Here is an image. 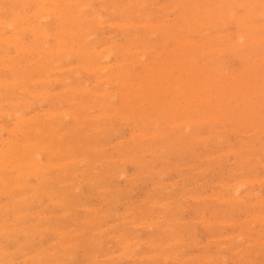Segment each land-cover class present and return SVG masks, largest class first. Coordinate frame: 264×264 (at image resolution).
Wrapping results in <instances>:
<instances>
[{
    "label": "rangeland",
    "instance_id": "obj_1",
    "mask_svg": "<svg viewBox=\"0 0 264 264\" xmlns=\"http://www.w3.org/2000/svg\"><path fill=\"white\" fill-rule=\"evenodd\" d=\"M24 1L26 2L27 0H22V1H20V0H17V1L16 0H2L1 1L0 0V4H1L0 5L1 6L0 7V20H1L0 21V37H3V38H0V51L1 52H6L7 51V53H5V55H2V53L0 52V58L3 59V60L0 59V79L2 80V81L0 80V94H1L0 95V106H1L2 102H4V104L2 105L3 107L2 106L0 107L1 108V110H0V119L3 118L2 120H0L1 121L0 125H2L1 126L2 129H4L6 126L8 127V129L5 128V130H3L4 132L3 131L1 132V129H0V151H1L0 152V171H1L0 174L3 175V176L0 175L1 176V178H0V182H1L0 183V192H2V193H0V196H1L0 197V207L2 206V204L4 205V206H2L0 208V210H3V212L5 214H7V215H5V214H3V212L0 213V218H1L0 219V224H1L0 233L4 231V229H5L4 226L7 227V229L4 231L5 233H1L0 234V239H1L0 243H2L0 245V251L3 250V252H5V253L2 252L3 254L0 252V255H1L0 259H2V261H0V264H8L10 262H11L10 264H39V262L41 264H46V263L47 264L48 263L51 264L52 262L54 264H56L58 261H59L58 264H67L68 261L70 262V263L68 262V264H93L94 262H95L94 264H96V263L97 264H100V263L101 264H110V263L111 264H114V263L115 264H138V262H136L137 260L139 261V264L140 263L141 264H143V263L144 264H157V263L158 264H162L163 262H164L163 264H181V263H183V264H187V263L188 264H194L196 262L198 264L199 263V259H200V263L199 264H212V263L213 264H223V263L224 264H234L235 261H236L237 264H264V233H263L264 232V228H263L264 227V225H263L264 224V219H263L264 218V213H262L263 210H264V206H263L264 205L263 204L264 203V182H263L264 181V165H263L264 164V130H263L264 129V73H263L264 72V0H250V1L249 0H247V1L246 0H205V1L204 0H187V1L186 0H181V1L180 0H147V1L146 0H143V1L142 0H120V1L117 0L119 5H118V3H115L116 0H106V1L105 0H94V1L93 0H88V1L87 0H72V1L71 0H69V1H66V0H56V1H54V0H52V2H51V0L50 1L49 0H45V1L44 0H29L30 3H29V1H27L25 4H23ZM42 1H44V2H42ZM107 1H109V2H107ZM144 1H146V2L144 3ZM194 2L197 3V4H195ZM28 3H29V5H28ZM55 3H56V5H55ZM114 3L116 5H114ZM120 3H121V5H120ZM222 4H223V6H222ZM25 5H27L28 7L25 6ZM84 5H86V6H84ZM133 5L136 6V7H134ZM145 5H147V6H145ZM183 5H185V7ZM204 5H206V6H204ZM42 6H43V8H42ZM143 6H145L146 9H145V7L143 8ZM22 7H24V8H22ZM38 7L39 8L41 7V8L39 9ZM207 7H208V9H206ZM220 7H221V9H219ZM81 8H82V10H81ZM83 8H84V10H83ZM18 9H20L22 11H20ZM49 9H50V11H49ZM73 9L76 11V13H75V11ZM201 9H204L205 11L201 10ZM210 9H212V10H210ZM35 10L38 11L37 12L38 15L35 13L36 12ZM51 10H52V12H51ZM58 11H60V12H58ZM81 11H82V13H81ZM181 11H184V12H181ZM191 11H193V12H191ZM195 11H196V13H195ZM32 12H33L35 17L32 15ZM219 12H220V14H219ZM12 13H14V14H12ZM39 13H40V16H39ZM58 13H60L61 16L58 15ZM113 13H114L115 16L113 15ZM125 13H126V15H125ZM70 14H72V15H70ZM116 14H118V15L122 14V16H120L121 18L118 15L116 16ZM182 14H183V16H182ZM12 15L15 17V19H14V17ZM95 15H96V17H95ZM108 15H109L110 18H108ZM37 16L39 17V19L37 18ZM58 16L60 18L61 17L62 18L60 19ZM112 16H114V17H112ZM46 17H47V20H45ZM129 17H131V18L129 19ZM36 18H37V20H36ZM190 18H192V19H190ZM205 18L208 21H206ZM88 19H90V20H88ZM194 19H195V21H194ZM17 20L20 21V22H21V20H23L22 22L24 24L22 22H21V24H18ZM38 20H40V21L37 22ZM63 20H65L66 23ZM67 20L69 21V23H67ZM203 20H204V22H203ZM211 20H212V22H211ZM2 21L4 23H2ZM8 21H10V22H8ZM13 21H15L17 24H15V22H13ZM30 21H31V23H30ZM11 22L14 23L15 25L12 24ZM193 23H195V24H193ZM7 24L10 25V26H7ZM186 24H188V25H186ZM127 25L130 28H128ZM168 25H170V26H168ZM199 25H201L202 27L199 26ZM79 26H81L80 29H79ZM173 26H174V28H173ZM203 26H205V27L203 28ZM210 26H212V27H210ZM10 27H13L14 29L13 28L10 29ZM22 29H24V31H26V32H24ZM28 29H29V31H28ZM100 29H102L101 32H100ZM103 29H104V31H103ZM125 29H127V31L128 30L129 31L127 32ZM209 29H211V30H209ZM30 30H31V32H30ZM96 30H98V31H96ZM153 30H154V33H153ZM182 30H183L184 33L182 32ZM73 31H76V32H73ZM136 32H137V34H136ZM34 33H36V34H34ZM38 33H39L40 36H38ZM68 33H70V34H68ZM155 33H156V35L153 36ZM81 34H83V35H81ZM168 34H170L171 36L168 35ZM12 35H14L15 37L13 36L14 37L13 38ZM34 35H37V36H34ZM166 36H168V37H166ZM42 37H45V38H43V40H42L41 39ZM49 37H51V38H49ZM135 37H137L138 39H141V41H138V39L135 38ZM163 37L165 39H163ZM210 37H212V38H210ZM35 38L36 39L38 38L37 39L38 42H37V40H35ZM47 38H48V40H47ZM149 38H151V39H149ZM14 39H16V40L14 41ZM145 39H147V40H145ZM235 39L237 41L238 40L239 41L237 42ZM2 40H3L4 43L2 42ZM62 40H63L64 43H61ZM39 41H41V42H39ZM65 41L68 42L69 44L66 43ZM115 41H116V43H115ZM80 42H82V43H80ZM84 42H86V43H84ZM142 42H143V46H141ZM11 43H12V45H11ZM97 43H99V44L95 45ZM152 43H153V46H152ZM178 43H179V45H178ZM192 44H193V46H192ZM14 45H15V47H14ZM42 45H44L46 47L44 48ZM200 45H202V46H200ZM235 45H237V46H235ZM121 46L124 47L123 48L124 50L122 49ZM130 46H131V48H130ZM198 46H200V47H198ZM106 47H109V48L107 49ZM181 47H182V50H181ZM64 48H66V49H64ZM93 48L96 49V50L94 51ZM110 48H111V50H110ZM173 48L177 49V50H174ZM53 49H55V50H53ZM59 49H60V51H59ZM63 49H64L65 53H67V54L64 53ZM75 49L76 50L78 49L77 50L78 52ZM163 49L165 51H163ZM192 49H194V50H192ZM18 50L19 51L22 50V51L19 52ZM24 50L25 51L28 50V52H25ZM30 50H31V52H30ZM57 50H58V52H57ZM189 50H191V51H189ZM35 51H37V53H35ZM128 51H130V53ZM147 51H149V53ZM210 51H212V52H210ZM29 52H30L31 56L28 55ZM38 52L39 53H44L45 55L44 54L40 55V54H38ZM157 52H158V54H156ZM174 52H175L176 55L174 54ZM75 53H78L79 55L82 54L81 57L83 58V60H82V58L80 56H78ZM88 53H89V55H87ZM99 53L102 54V55H100ZM112 53L114 55H111ZM159 53H160V55H159ZM70 54H72L73 57L72 56L70 57L69 56ZM91 54H93V55H91ZM22 55H23V58H22ZM106 55H107V57H106ZM172 55H175V57L172 56ZM25 56L27 58L28 57L29 58L27 59ZM65 56H67V59H66ZM68 56L70 57L71 60L68 59L69 58ZM110 56H111V58H110ZM197 56H198V58L197 59L195 58L197 60L196 61L194 59V57H197ZM63 57H64V59H63ZM90 57L91 58L93 57V59H91V61L92 60H95V61L91 62L90 61ZM100 57H101V59H100ZM124 57H125V59H124ZM152 57H153V60H152ZM155 57H157V58H155ZM169 57H172V59L170 60ZM13 58H14V60H13ZM42 58H43V60H42ZM61 58H62V61H61ZM135 58H137L138 60L135 59ZM58 59H59V61H58ZM156 59H157V61H156ZM191 59L195 60L196 62L195 61L193 62V60H191ZM45 60H47V62ZM141 60H142V63H141ZM167 60H168L169 63L170 62L171 63L169 64L167 62ZM172 60H173V64H172ZM38 62H39V65H37ZM60 62H62V63H60ZM96 62H97V66H99L98 67L99 69L95 68V67H97L95 65ZM174 62L175 63L177 62V63L174 65ZM58 63L61 64V65H59ZM64 63H65V65H63ZM88 63H89V65H88ZM147 63H148V66H147ZM158 63H159V65H158ZM181 64H184V65H181ZM6 65H7V67H6ZM52 65H53V67H52ZM87 65H88L89 69L87 68ZM91 65H92V67H94V66L95 67L92 68ZM118 65H121V66H118ZM153 65H155V66H153ZM160 65H163V66H160ZM171 65L175 66L173 68L174 70L172 69ZM102 66H104L105 69L104 68L101 69ZM183 66L186 67V68H184ZM35 67H36V69H35ZM17 68H19L20 70L17 69ZM180 68H182V69H180ZM187 68L188 69L190 68V69L188 70ZM85 69H87V71ZM124 69H126V70H124ZM183 69H184V71H183ZM221 69H222L223 73L221 72ZM142 70H144V71H142ZM94 71H96V73ZM158 71H160V74L158 73ZM182 71H183V73H182ZM199 71H201V72H199ZM218 71L220 73H222V74H220ZM80 72H81V74H80ZM88 72L90 74H88ZM100 72H102V74ZM164 72H165V74L167 73L166 74L167 76L164 74ZM184 72H186V73H184ZM189 72L192 74V76H190ZM214 72H216V73H214ZM154 73L155 74L157 73V77H155L156 75ZM169 73L170 74L172 73L171 75L173 77H175L174 80H172L173 77ZM195 73H197V75ZM198 73H200V74L198 75ZM47 74H49L50 76L47 75ZM187 74H188V76H187ZM27 75H28V77H27ZM44 75L45 76L47 75V78ZM149 75L151 77H149ZM211 75H212V77H211ZM232 75H233V77H231ZM249 75H250V78L248 77ZM29 76H30V78H29ZM77 76H79V77H77ZM159 76L162 77V78L160 79ZM223 76H225V78ZM234 76H235V78H234ZM14 77H16V78H14ZM21 77H23L24 79H22ZM41 77H42V79H41ZM70 77H71V80H70ZM140 77H141V79H143L145 81H143L141 79H139V81H138V78H140ZM152 77H153V79H152ZM163 77H165V79ZM188 77H189V79H188ZM26 78H28V79H26ZM103 78H105V79H103ZM157 78H159L160 80L157 79ZM252 78H254V79H252ZM35 79L38 80V82ZM64 79H65V81L67 83L65 81H63ZM127 79H128V81H127ZM150 79L152 81H154L153 82L154 84L151 82ZM205 79H206V81H205ZM22 80H24L25 83H26V81H30L29 83H27L28 85L26 84L27 87L29 86L28 88L26 86H24L25 85L24 82L22 84ZM43 80H45V81H43ZM53 80H54V82H53ZM103 80H104V84L105 85L102 83ZM107 80H108V82H107ZM195 80H196V82H195ZM47 81H49V82H47ZM55 81H58V82L60 81L61 83L60 82L59 83L58 82L55 83ZM99 81H102V82H99ZM167 81H168V83H167ZM169 81H172V83H170ZM173 81H174V84H173ZM201 81H202V83H201ZM14 82H16V83H14ZM19 82H20V84H19ZM44 82H45V84H44ZM125 82H127L126 85H125ZM138 82H140V83H138ZM162 82H163V84H162ZM7 83H8V85H7ZM13 83H14V86L16 85L19 88H17L16 86L15 87L12 86ZM149 83H150V85H149ZM4 84H6V86ZM131 84H133V85H131ZM167 84H169V85H167ZM194 84H196V85L198 84L199 86L198 85L195 86ZM3 85H4V89L6 91L3 89ZM139 85H142L144 87L139 86ZM153 85H154V87L155 86L156 87L154 88ZM161 85H162V87H161ZM102 86L104 87L103 89H102ZM132 86H133V88H132ZM151 86L153 88H151ZM165 86L167 87V89H166ZM233 86H235V87H233ZM25 87L27 88V91H26ZM137 87L138 88L140 87V88L138 89ZM230 87H232V88H230ZM45 88H46V90H45ZM143 88H147V89L143 90ZM149 88H150V90L148 91ZM12 89H16V90H13V92H12ZM69 89L72 90V91H70ZM86 89L87 90L89 89L90 91L88 90L89 91L88 92ZM30 90H32V91H30ZM66 90H67V92H66ZM73 90L75 91V93L78 94L77 98H75L76 95H74L75 93H74ZM77 90H78L79 93L76 92ZM84 90H85V92H87L89 94L87 95L84 92ZM94 90L96 92H94ZM103 90L104 91L106 90V92H103ZM20 91H21V93H20ZM136 91H138V92H136ZM173 91H174V94H173ZM177 91H179V92L177 93ZM9 92L10 93L12 92V93L10 94ZM27 92H29V94ZM44 92L47 94L48 98L47 97L46 98L43 97V96L46 95V94H43ZM141 92H143V93H141ZM151 92L154 94L152 99H151L152 95H150ZM164 92H165V95H163ZM202 92H203V94H201ZM39 93H40V95H39ZM60 93H61V95H60ZM104 93L106 95H102ZM110 93L113 94V95L111 96ZM179 93H182V95L180 96ZM35 94H38V95H35ZM50 94H52V95H50ZM69 94H70V97H69ZM137 94L141 95L143 98L141 96L138 97ZM171 94L173 96H171ZM53 95H54V98H53ZM57 95H59V96H57ZM132 95H135V98ZM145 95H146V98H144ZM161 95L163 97H165V98L163 99V97ZM174 95H176V96H174ZM1 96H3V97H1ZM37 96H41V97H37ZM60 96L62 98L63 97L64 98L62 99ZM96 96H97L98 100H96ZM148 96H149V99L152 100V102H150L151 100H148ZM127 97H128V99H126ZM175 97H177V98L174 99ZM12 98H14V99H12ZM18 98H20V99H18ZM33 98H34V100H32ZM38 98H40V100H38ZM68 98H69V100H67ZM140 98L142 99V101H141ZM46 99H47V101H46ZM60 99L62 101H64V100L65 101L64 102L61 101V103H60V102H58V101H60ZM94 99L97 102H99V103H97ZM129 99L133 100V101H129ZM134 99H135V101H134ZM144 99H145V101H144ZM194 99H196L195 102H194ZM159 100H160V103L158 102ZM175 100L178 101V102L176 103ZM8 101H10V103ZM27 101H28V103H24V102H27ZM39 101H40V103H39ZM139 101L144 102L145 105H144V103H142L143 104L142 105L141 102H139ZM42 102H44V103L41 104ZM185 102H186V104H185ZM189 102H190V104H189ZM200 102H203V103L206 102V103L203 104V103H200ZM5 103H7V106H6ZM17 103L19 105L16 106ZM20 103L21 104L24 103L25 105H21ZM59 103H60V106L62 105L61 107L59 106ZM155 103H157V104H155ZM161 103H164V104H161ZM167 103L168 104L172 103V104L168 105ZM84 104H87V105H84ZM128 104H130V105H128ZM134 104H138V105L141 104L142 107H139L138 105H134ZM89 105H90V108L86 107V106H89ZM102 105H103V109H102ZM109 105H111L110 108H109ZM179 105H182L185 108H183L182 106H179ZM187 105H188L187 109H189V111L186 109ZM106 106H108V107L105 108ZM207 106H208V108H207ZM73 107H77L78 109L76 110ZM82 107H83V109L85 108L87 110L84 111L82 109ZM125 107H126V109H125ZM143 107H144V109H142ZM3 108H4V110H3ZM69 108L72 110V112H71V110ZM104 108L106 109V112L104 111ZM74 109L77 112L76 115L74 113L75 112ZM109 109H112V110L109 111ZM133 109H136V110H133ZM178 109H179V111H177ZM18 110H19V112H18ZM27 110H28V112H27ZM62 110H64L65 112H67V111H69V112L65 113L63 111L65 113L64 114L63 112H60ZM126 110H129V112H127ZM1 111H4V112L2 113ZM49 111L50 112L52 111L53 113H50ZM83 111H84L85 114H88V113H90L89 111H91L90 114L92 116L90 117V114L85 116V114L82 113ZM103 111H104V114H103ZM115 111H117V112H115ZM185 111H187V112H185ZM58 112H60L62 114H60ZM163 112H164V114H163ZM181 112H182V114H181ZM13 113L15 114V116H17V118L13 117V115H14ZM43 113L44 114L47 113L48 115L50 113V116H52V117L47 116V114L44 116V115H42ZM101 113H102V115H101ZM7 114H8V116H7ZM21 114H23V115H21ZM70 114L72 115L73 118L71 117ZM79 114L80 115L83 114L84 116L81 115L79 117ZM94 114H95V116L97 114L98 118L94 117ZM107 114L108 115L109 114H113V115H109V118H110L111 121L107 117L108 116ZM119 114H120V116H119ZM130 114L133 115V117ZM192 114L196 115V117L193 116ZM1 115H2V117H1ZM18 115L22 116L24 119L22 117H21V119H18V118H20ZM59 115L65 117V119H67L66 121H68L69 123L66 122L65 119L63 117H61V116H60L61 120L65 121L66 123L62 122L61 120H59V117H58ZM117 116H119V117H117ZM129 116H131V117H129ZM137 116H139V117H137ZM140 116H141V118H140ZM218 116H220V117H218ZM33 117H34L35 120H32ZM85 117L88 118V121L87 120L85 121ZM134 117L136 118V120H134ZM157 117L159 119L158 121H157ZM214 117L217 118V119L215 120ZM38 118L40 120L44 121L45 123L43 122L44 123L43 124L42 121L40 123V120ZM79 118H81V121L79 120ZM92 118H93V121L95 119L94 122L92 121ZM100 118H103V121ZM127 118H128V120H127ZM203 118H206V119H203ZM218 118H220V119H218ZM17 119L19 120V122H18ZM25 119L26 120L28 119L30 122L31 121L32 122L30 123L29 121H26ZM173 119H174V121H173ZM207 119H209V120H207ZM197 120H199V122ZM203 120H205V121H203ZM33 121H35V122H33ZM36 121H37V123H36ZM76 121H79V122L77 123ZM122 121H124L125 123L122 122ZM137 121H138V123H137ZM159 121H161V122L159 123ZM189 121H191L190 125H189ZM20 122H22V123H20ZM156 122H157V125H156ZM164 122L166 124H164ZM182 122L183 123L187 122L188 125H189V128H188L187 123L183 124ZM24 123H25L26 127L22 126V124L24 125ZM79 123L80 124L84 123V124L81 127V125H79ZM20 124H21L22 127L20 126ZM88 124H90V125L88 126ZM94 124H97V125H94ZM110 124H111V126H110ZM146 124H148L150 126L148 127V125H147V127H146L145 126ZM174 124H177V125H174ZM178 124H180V125H178ZM48 125H49V127H47ZM68 125H69V127H68ZM93 125H94V127H93ZM185 125H187V127ZM197 125H200V126H197ZM52 126H54V128ZM138 126H139V129H138ZM175 126L177 128H175ZM190 126H191L192 129L190 128ZM14 127L16 129H14ZM31 127L32 128L36 127L37 129L36 128L32 129ZM41 127L43 129H41ZM44 127L47 128V129L45 130ZM51 127L53 128L52 131H51ZM63 127H64V130H63ZM67 127L69 128V131H66V129H68ZM78 127H80V128H78ZM83 127H84V129H82L83 130V132H82V130H80V129L83 128ZM86 127L89 128L90 130H88ZM91 127H92V129H91ZM101 127L102 128L105 127V128L102 129ZM170 127L173 128V129L171 130ZM178 127H180V128H178ZM239 127L241 129H238ZM258 127L261 128L262 131L259 130ZM70 128L72 130H70ZM96 128H100V129H96ZM236 128L238 130H236ZM38 129H40V131ZM54 129H55L56 133H55ZM166 129H169L170 131H168ZM181 129H183V131ZM210 129H211V131H210ZM253 129L255 130L256 134L254 133ZM34 130L35 131L37 130L38 134ZM42 130H44V131H42ZM79 130H80V132H79ZM97 130L100 133L97 132ZM102 130H104V131H102ZM112 130L115 131V132H113ZM137 130H139V131H137ZM160 130H161V132H159L160 133L159 134L158 131H160ZM212 130H213V132H212ZM9 131L10 132L12 131L11 135H10ZM13 131H14V134H13ZM32 131H34L35 133L33 134ZM45 131L47 133H45ZM49 131H51L50 133L52 135L50 133H48ZM71 131H72V133H71ZM135 131H136V134H135ZM141 131H142V133H141ZM162 131H165V132H162ZM218 131H221L220 132L221 134H219ZM40 132L42 134L44 133V135L43 136L40 135V139H39L40 141H39L38 140V138H39L38 136H39ZM52 132L54 133V135L56 134L55 137L53 136ZM66 132H69L71 135H69ZM102 132H103V134H102ZM104 132H105V134H104ZM147 132H149V133H147ZM168 132H169V135H168ZM170 132H173V134L174 133L175 134L173 135ZM228 132L230 134H228ZM57 133H58V135H57ZM157 133L159 135H157ZM166 133H167V137H166ZM248 133L250 135L246 136ZM36 134H37V136H36ZM47 134H50V136H48ZM87 134H88V136H87ZM143 134L145 136H147V137L143 136ZM148 134L149 135L152 134V135H150V138H149ZM217 134L219 136H216ZM65 135H67V136L65 137V140H64L63 136H65ZM102 135L105 136V137H102ZM171 135H173L172 138H170ZM20 136L22 138L26 137V139H21ZM27 136H29L30 142H29V138H27ZM68 136H70L71 138H69ZM93 136H95V137L93 138ZM135 136H136V138H135ZM141 136L143 138H140V140H139L138 137H141ZM160 136H161V138H160ZM207 136L208 137L210 136L209 139H208ZM214 136H216V137H214ZM49 137H50V139L52 138L51 141L54 140L53 138H55V140L53 142V144H55V145L53 146L52 149H48V146H49V148L51 146L49 144L50 143L52 144V142H50ZM57 137H59V138H57ZM60 137L63 140H59V139H61ZM67 137L70 139V141H69V139ZM89 137H90V139L93 138L94 141L92 142V140H90ZM6 138H7V140L10 138L9 139L10 141L9 140L7 141ZM11 138H13V139H11ZM19 138H20V140H19ZM205 138H207V139H205ZM31 139L33 141L37 140L39 142L38 143L39 145L36 144V146H35V143H37V141L36 142L34 141L32 143ZM41 139H43L44 142ZM88 139H89V143L87 141ZM133 139H136V140L134 141ZM142 139H143V142H142ZM218 139H219V141H218ZM257 139L261 140V141L257 142ZM26 140H28V141L26 142ZM80 140L81 141L84 140V141L80 142ZM185 140H186V142H185ZM19 141H20V143H19ZM60 141H62V143ZM64 141H65V143H63ZM121 141H123V142H121ZM25 142H26V144L29 143L28 144L29 146L31 145V143H32V145L34 144V146L31 145L30 146L31 149L27 150L26 148L27 147L30 148V147L27 146L25 144ZM41 142H43V143L41 144ZM48 142H50V143L48 144ZM118 142H119V144H118ZM167 142H169V143L167 144ZM242 142H244L245 144L242 143ZM44 143H45V145H47V144L48 145L45 146ZM68 143H69V145H68ZM95 143L98 146L100 145L99 146L100 148ZM176 143H177V145H176ZM5 144H7L6 147H5ZM14 144H18V145H14ZM60 144L63 145L64 147L60 146ZM70 144L71 145L73 144L72 148H71ZM242 144H244V145H242ZM247 144L249 145L250 149H249ZM13 145L14 146H18V147L20 146V147L15 149ZM85 145L88 146V147L86 146L88 149H86ZM113 145H115V146L111 147ZM139 145H141V146H139ZM44 146H45V148H44ZM77 146H79V148ZM92 146L93 147L95 146L96 148L95 147L94 148L97 149V150H95V149L93 150ZM143 146H145L146 148L145 147L143 148ZM251 146H252V148H251ZM11 147L14 148L15 150L11 151L12 150ZM32 147H35L36 151ZM40 147L43 148V150ZM55 147L59 148V151L60 150L61 151L59 152ZM62 147H63V149H61ZM84 147H85V149H84ZM90 147L92 148V150H91ZM137 147H138V150H137ZM68 148H69L70 151L69 150L67 151ZM101 148L103 150L105 148V151H103ZM259 148L261 150H259ZM1 149H4L3 152H2ZM8 149H11V150H8ZM39 149H40V152H43V153H45L46 151H49L48 152L49 154H51L53 152L54 153L51 154V156L47 152H46L47 154L46 153L42 154V153L39 152ZM44 149H46V151ZM72 149L75 150L76 153ZM129 149H131V150H129ZM166 149H167V151H165ZM247 149H249V150H247ZM20 150L21 151L23 150V151L21 152ZM24 150H26V153L24 152ZM29 150H30V152H29ZM32 150H33V152H32ZM50 150H51V153H50ZM98 150H101L100 151L101 154H98L99 153ZM229 150H231L232 152L229 151ZM253 150H255V151H253ZM5 151H7V152H5ZM15 151L16 152L18 151V152L15 154ZM131 151H132V154L130 153ZM27 152H29V153H27ZM36 152L38 153L37 157L36 156L34 157L33 155H36ZM61 152H63V154ZM67 152H69V153L73 152L72 153L73 155L69 154ZM140 152H142V153H140ZM237 152H239V153H237ZM24 153L26 155H24ZM30 153L31 154L34 153L33 155H31V157L34 158L33 160L34 161L36 160V162H34L33 160L30 161L31 160V157L29 156ZM57 153H59V155ZM60 153L62 154V156H61ZM64 153H66V154L64 155ZM137 153H138V155H137ZM54 154H56V155H54ZM75 154H76V156H78V154H79L81 159L79 158V156L76 158ZM87 154H89V155H87ZM105 154L106 155L108 154V155L106 156ZM6 155H7L8 158H5ZM27 155H28V157H27ZM120 155L123 156V157H121ZM24 156H26L27 158H25ZM40 156H42L41 160H40V158H38ZM60 156H61V158H59ZM73 156H75V158ZM82 156H84L83 158H85L86 160L87 159L88 160L91 159L89 161L87 160L89 163L87 162V164H86V161H85V159L82 158ZM91 156H93V157L95 156L94 159ZM137 156H139V157H137ZM142 156H143V159H141ZM239 156H240V160H239ZM251 156H252V158H251ZM3 157L5 158V160L6 159L10 160V158H11L12 162L10 160V162H11L10 164H12V165H9L8 164L9 161L8 160L5 161ZM66 157H67V159H66ZM136 157H137V159L139 161L136 159ZM217 157H220L219 161H218ZM109 158H111V159H109ZM18 159H19V161H18ZM23 159L26 162H24ZM55 159H58L59 161L58 160L53 161ZM74 159H76V160L74 161ZM213 159H215V161H213ZM223 159H224V163H223ZM227 159H228V161H227ZM246 159H249L250 161H247ZM251 159H253V162H252ZM49 160H52L53 163L50 164L51 161L48 162ZM68 160L69 161L71 160L69 162V164L67 162ZM77 160H79V162L80 161H83V162H81V164H80ZM108 160L109 161L111 160V163ZM122 160H123V163H122ZM220 160H222V161H220ZM1 161H4V162H1ZM20 161L22 163H20ZM63 161H66V162H64V164H61V162H63ZM217 161H218V163L221 166L219 164H217ZM39 162H41L40 164H42L43 166H39L40 165ZM56 162H58V163H56ZM72 162L77 164V165H75V164L73 165ZM94 162H95V164H94ZM133 162H134V164H133ZM19 163L21 164V166H20ZM48 163L51 165V166L49 165L50 168L48 166ZM65 163H66V165H65ZM211 163H212V165H211ZM16 164H18L17 165L18 168H15ZM35 164H37L38 166H36ZM54 164L56 166V167L54 166L55 168L53 167ZM60 164H61V166L58 167ZM246 164H248V165H246ZM2 165L5 166V167H3ZM215 165H218V166L214 169ZM1 166H2V168H1ZM28 166L29 167L31 166V168H29V169L27 168L28 170H26L25 167H28ZM44 166L46 168H48V170L46 168H43ZM71 166L73 168H71ZM9 167L13 168V169H10ZM41 167H42L43 170H40ZM99 167H100V169H99ZM212 167H213V169H212ZM219 167H220L221 170L219 169ZM3 168L5 170H3ZM14 168L16 170H14ZM33 168L35 170L37 169V171H35ZM206 168H208L207 169L208 172H206ZM6 169H9V170H6ZM21 169H23V170L25 169L26 171L24 170L23 171L24 173L23 172L20 173L19 171H21ZM30 169H32L34 171H31ZM44 169H45V171H44ZM72 169L75 170L76 172L74 171V173H73ZM51 170H54V171H52L53 173H49L48 174L49 176H48L46 172L47 171L51 172ZM209 170H210V172H209ZM258 170H259V172H258ZM38 171H40V172H38ZM63 171H66V172L71 171V172H69L71 174H69V173L64 174ZM203 171L208 173V174L204 173ZM242 171H244V172H242ZM246 171H247V173H246ZM34 172L36 173V175L34 174ZM57 172L60 173V174H58ZM32 173L35 175L34 177H33ZM76 173H77V175H76ZM103 173H105V174H103ZM30 174L32 176H30ZM57 174H58V176L60 178L58 176H56V177L59 178V179H57L55 177V175H57ZM82 174H84L85 176L82 175ZM97 174H98V176H97ZM109 174L112 175V177L108 176ZM246 174H247L248 177H246ZM251 174H254V175H251ZM4 175H7V177L5 176L6 177L5 178ZM8 175H9V177H10V175L12 176V177H10L12 179V181L8 177ZM26 175L28 177L30 176L29 177L30 179ZM41 175H43L44 177L42 176L43 178H41ZM64 175H66V176H64ZM230 175H232V177H230ZM67 176H68V178H67ZM193 176H195V178ZM17 177L18 178L19 177L20 178L23 177L24 180L23 179L20 180V178L18 179ZM39 177L42 179V183L40 182L41 179H39ZM48 177H50L52 180L50 178H48ZM73 177H75V178L78 177V178L75 179ZM95 177H97V178H95ZM7 178L10 180V183L5 181L6 182V184H4L5 187L1 186V185H3V183H5L3 181L7 180ZM44 178H46V179H44ZM13 179L15 180L16 183L14 182ZM26 179L28 180L27 181L28 184L25 181ZM88 180H89V182H88ZM256 180H258V181H256ZM261 180H263V181H261ZM19 181L22 182V183H20ZM43 181H44V183H43ZM55 181H57V183ZM247 181H248V183H246ZM250 181H251V183H250L251 185L249 184ZM12 182H14L13 183L14 185H12ZM17 182L20 185L22 184L21 186H23V187L21 188V186H19V184ZM85 182H87V184ZM93 182H94V184H93ZM48 183H50V184L48 185ZM62 183L66 184V185H64ZM215 183H217L218 185L215 184ZM230 183H231V185H229ZM233 183H235V185ZM242 183H243V185H242ZM245 183H246L247 187L244 186ZM258 183H260V184H258ZM44 184L47 185V189L44 188V187H46ZM51 184H53V185L51 186ZM54 184H56V185H54ZM89 184H90V186H89ZM92 184H93V186H92ZM10 185H12V186L10 187ZM34 185L37 186L40 191L38 189H36V187L34 189V187H33ZM42 185H44V187ZM75 185H77V186H75ZM227 185L229 186L228 188H229V190L231 192L230 194H228L229 190L227 188ZM248 185H249V187H248ZM15 186H17L16 187L17 189H15ZM72 186H75V188L72 187ZM80 186H81V188H79ZM225 186H226V188H225ZM236 186L239 189V191L236 189ZM239 186L241 187V189H240ZM259 186H260V188H259ZM8 187H9V189L10 188L12 190L14 189L13 191L12 190L11 191L7 190V191H10L12 194L10 192L9 193L7 192L5 194L6 191H3L5 189H8ZM19 187H20L21 190L19 189ZM25 187H27V188H25ZM57 187L62 188V189H58ZM90 187H91V189H90ZM245 187H246V189H245ZM261 187H262V189H261ZM1 188L2 189L4 188V189L2 190ZM24 188L27 190V193H23V192H26V190ZM42 188H44V189H42ZM105 188H107V190ZM110 188L112 189V191H110ZM194 188H195V190H194ZM23 189H24V191H23ZM79 189H81L82 191L79 190ZM221 189H222V191H225V192H222ZM226 189L228 191H226ZM41 190H44V192L41 191ZM68 190H70V191L71 190H73V191L75 190L74 191L75 193L72 192L73 193L72 194ZM77 190H79V191H77ZM99 190H101V191H99ZM232 190H234V192ZM255 190H256V192H255ZM104 191H105V193H104ZM192 191H193V193H192ZM3 192H4V195H3ZM96 192H97V195H96ZM182 192H183V195H182ZM232 192L234 194H232ZM250 192H253V193H250ZM37 193H39V194H37ZM40 193H42V194H40ZM34 194H36L35 195L36 198H39V199H37V201H35L36 198L34 197ZM43 194H45V196H43ZM215 194L217 195V197H216ZM219 194H220V197H219ZM248 194L249 195L250 194H253V195L255 194L256 196L255 195H254V197L252 196V200H251V195L248 196L249 198L245 197ZM18 195H19V197H18ZM195 195H197V196H195ZM228 195L231 196V197H229ZM257 195L259 197H257ZM92 196H93V198H91ZM165 196H166V198H165ZM193 196H195V198ZM226 196L228 197V199H227ZM237 196H238L239 200L237 199ZM11 197L13 199L15 198L14 199L15 201ZM23 197H25V198H23ZM42 197H43L44 201H43ZM70 197H71V199H69ZM77 197H79V198H77ZM151 197H153V198L151 199ZM169 197H170V199H168ZM196 197H198L199 200ZM203 197L207 198V201H206L207 203L204 202L206 199H204ZM209 197H212L213 200H212V198H209ZM214 197H215V199H214ZM240 197L243 198V199H241ZM103 198H104V200H103ZM160 198H161V200H160ZM163 198H164V200H163ZM224 198H226V199L223 200ZM20 199H24V200H20ZM31 199H32V203H34L33 205L30 202ZM75 199H76V201L78 199L79 200L76 202ZM147 199H148L149 202H146ZM194 199H196V200H194ZM201 199H202V201H201ZM233 199H235V200L233 201ZM255 199H256V201H255ZM259 199H260V201H259ZM40 200H42V201H40ZM71 200L73 201V203H72ZM105 200L110 205L106 204ZM167 200H169V201L172 200V203H171V201H170L171 204L168 203ZM220 200H223V201H220ZM231 200L233 201L232 203H230ZM246 200H248L250 202H248ZM18 201H19V203H17ZM22 201H24V202L26 201L24 205L22 204V203H24ZM52 201H54V202H52ZM70 201H71V204H70ZM109 201H111V203H113L114 205L111 204ZM154 201H156L155 202L156 203L155 206L152 205L154 203ZM236 201H237V203H236ZM11 202H12V204H11ZM20 202H22V203H20ZM40 202H42V203L40 204ZM78 202L80 204H78ZM104 202H105L106 205L104 204ZM239 202H241L243 205L241 203H239ZM15 203L18 205L17 208L20 207L21 209L20 208L19 209L14 208L15 207V205H14ZM36 203H38V204H36ZM115 203H118V204L115 205ZM134 203H135V205H134ZM29 204L32 205L31 206L32 208H30ZM157 204H159V206H156ZM167 204L169 205L170 208L167 207L168 206ZM180 204H181V206H180ZM222 204H224L225 206L222 205ZM259 204H261V205H259ZM80 205H82V206H80ZM83 205H85L87 207H85ZM171 205H172V208H171ZM98 206H100V207H98ZM134 206H136L135 210H134ZM153 206H154L155 209L151 210V209H153ZM234 206H236V207H234ZM256 206H258V207H256ZM109 207H111V209ZM130 207H132V208H130ZM233 207L237 209V212H236V209H233ZM251 207H254V210ZM259 207H260V210L258 209ZM11 208H13V209L11 210ZM81 208H83V209H81ZM162 208H163V210H162ZM7 209L10 210V211L8 212ZM64 209L68 210V211L66 212ZM136 209L138 210V213H137ZM143 209L145 210V214H144V210ZM156 209L158 210V212L156 211ZM165 209H166V211H165ZM167 209H168V211H167ZM15 210H18V211H16L17 213L15 212ZM171 210H173L174 213ZM177 210H178V212H177ZM34 211H37V212H34ZM73 211H74V213H73ZM110 211H111V213H110ZM128 211L130 213H128V216H127V212ZM134 211H136L135 212V216H134ZM141 211L143 212V214H141L142 213ZM18 212L20 213V215H19ZM31 212H32V214H29ZM38 212H40V213H38ZM68 212L70 214H73V215L69 214L70 216L68 217ZM76 212H77L78 215L76 214ZM86 212H87V214H86ZM122 212H123V214H122ZM153 212H155L156 214L153 213ZM246 212H247V214H246ZM24 213H26V215L27 214L28 215L26 216V215H24ZM34 213H35V216H32ZM52 213H53V215H52ZM62 213H65V215H63ZM108 213H110V214H108ZM136 213L139 214V216ZM171 213H173V214H171ZM258 213H259V215H258ZM22 214H23V216H21ZM48 214H50L52 217L51 216L48 217L49 216ZM61 214H62V216L60 218L59 216ZM118 214L121 215V217L118 216ZM176 214H177V216H176ZM178 214H179V216H178ZM102 215H103V217H102ZM112 215H113V217H112ZM202 215H203V217L205 216L204 219H203ZM37 216H40L42 219L40 217H37ZM54 216H55V218H53ZM77 216L78 217L80 216L81 218L80 217L78 218ZM87 216H89L88 218H90L91 220L93 219V221L88 219ZM104 216L106 217V219H105ZM126 216H127V218H126ZM208 216H210V218H208ZM56 217H58V218H56ZM175 217H176V221H175ZM23 218H24V220H23ZM85 218H87V220L89 222H87L85 220ZM177 218H178V220H177ZM251 218H255L256 220L255 221H251V220H254V219H251ZM3 219L4 220L6 219L5 221L7 223ZM40 219H41V221H40ZM75 219H77V220H75ZM179 219H181V220H179ZM249 219H250V222H249ZM37 220L40 221V222H37ZM57 220H58V222H57ZM79 220H81V221H79ZM99 220H100V224L101 225L98 224ZM107 220H108V223H107ZM123 220H125L126 222L123 221ZM134 220H135V222H134ZM152 220L156 221L155 223H159V224H157V226L154 223L152 224ZM166 220H168V222ZM171 220H173V221H171ZM207 220L210 221V222H208ZM257 220H259V221H257ZM9 221H10V226L8 225ZM52 221H54V222H52ZM82 221H86V223L85 222L83 223ZM145 221H146V223H145ZM203 221H205V222H203ZM147 222L150 224L149 226H148ZM161 222H162L163 225L166 222L165 223L166 224L165 225L166 228H164V226L161 224ZM87 223L93 224V226L95 225L94 228H93V226L91 227L90 224L87 225ZM95 223H97L98 225L95 224ZM143 223H145V224H143ZM208 223H210V226H212L211 228H210L209 225H207ZM240 223H243V224H240ZM19 224H20V226H19ZM56 224L58 225V227L56 226ZM160 224L162 226H160ZM255 224H257V225H255ZM2 225H3V227H2ZM62 225H63V227H61ZM110 225H112V227ZM125 225H126V227H125ZM136 225H138V226H136ZM170 225L171 226L173 225V226L170 227ZM243 225H245V226H243ZM21 226H23L24 230L22 229ZM51 226H52V228H51ZM100 226H101V228H100ZM144 226H145V229L142 228ZM146 226L148 228H146ZM177 226H178V228H177ZM188 226H189V228H188ZM204 226H205V228H204ZM83 227H86L85 231L86 232L88 231L87 233L86 232L84 233V228ZM168 227H170V228H168ZM180 227H182V228H180ZM10 228H12V229H10ZM13 228H15V231H14ZM37 228H38V230H37ZM50 228H51V230H50ZM55 228H58V229L62 228V229H60V231H58V229H55ZM76 228L77 229L79 228V230H77ZM103 228H104L105 232L102 230ZM114 228H115V230H114ZM122 228H123V230H122ZM209 228L211 229L210 231H209ZM19 229H22L23 231L19 230ZM52 229H54V231ZM71 229H72V231H71ZM97 229H98V231H97ZM108 229H110V230H108ZM126 229H127V231H126ZM158 229H161L160 230L161 232ZM162 229L164 231H162ZM166 229H167V231H166ZM40 230H42V232H40ZM173 230H174L175 234L172 233ZM249 230L250 231L252 230L251 232L253 234ZM9 231H10V233H8ZM46 231H47V233H46ZM62 231H63L64 235L62 234ZM95 231L97 233L100 232L99 235ZM135 231L137 232V235H134V233H136ZM169 231H172L170 233L174 234V235H171L169 233ZM13 232H15V233L12 235ZM19 232H21V233L23 232V233L19 234ZM26 232H28L27 235H26ZM38 232H40V233H38ZM81 232H83L85 235L83 234V236H81ZM185 232H188L187 235H185L186 234ZM30 233L32 235H30ZM74 233H75V235H74ZM130 233H131V236H129ZM243 233H245V234H243ZM3 234H5L6 237L8 236L10 239L8 237L5 238V236ZM37 234H39L40 237ZM58 234H59V236H58ZM104 234L105 235L107 234V235L105 236ZM139 234H140V236H139ZM159 234H161V235H159ZM247 234H248V236H247ZM86 235H88V236H86ZM133 235H134L133 239L128 240ZM230 235L233 237V239H232V237ZM233 235H236V236L238 235L239 237L237 238L236 236H233ZM31 236H33V237H31ZM160 236L162 238H160ZM171 236H172V238H171ZM216 236L217 237L219 236V237L217 238ZM227 236H230L231 239H230V237L228 238ZM37 237H38V239H37ZM87 237L89 238V240H88ZM111 237H112V239H111ZM193 237L195 239H193ZM26 238H27V240H26ZM39 238H40V240H39ZM71 238H72V240H71ZM90 238H92L93 240L90 239ZM108 238H110V239H108ZM117 238L120 239V240H118ZM147 238H148V241H149L150 244L149 243L145 244V242L147 241ZM181 238H183V239L181 240ZM188 238H192L193 240L189 239L190 240V243H189ZM235 238H237V239L234 240ZM84 239L85 240L87 239V241H89V242L85 241ZM219 239H222V240L220 241ZM37 240H39V242ZM66 240H67V242H66ZM115 240H117V241H115ZM154 240H156V242ZM178 240H180V241H178ZM208 240H210V241H208ZM223 240H224V243L220 244L221 242H223ZM15 241H17V242H15ZM135 241H137V242L139 241V242L135 243ZM151 241H153V242H151ZM164 241H165V243H164ZM181 241H182V243H184V241H185V243L182 244ZM211 241H213V242H211ZM215 241H217V242H215ZM259 241H261L262 243H260ZM54 242H55V244H54ZM68 242L69 243L71 242V243L69 244ZM80 242H81V244H80ZM126 242H128V243L126 244ZM172 242L175 245L176 249H175L174 245H172ZM241 242L244 243V244H242ZM130 243H132V244H130ZM176 243H178V244H176ZM180 243L182 245H180ZM212 243H214V244H212ZM217 243L220 244V246H218ZM19 244H23V247H21V249L19 248L21 246V245L19 246ZM31 244L32 245L34 244L35 247L33 245V249L30 248L29 249L30 251H29L27 248L31 247L32 246ZM56 244H59V245H56ZM63 244L66 245V246L68 244L67 248H66V246H65V248H63L64 247ZM74 244H76V247H75ZM135 244H137V246L140 245L138 247V250L136 249L137 246ZM158 244L160 245V248L157 247ZM187 244H189V245H187ZM209 244H212V245L210 246ZM224 244H226V245L224 246ZM241 244H242V246H240ZM247 244H249V245H247ZM25 245L27 246L26 248H25ZM83 245H85L86 247L83 246ZM100 245H101V247H100ZM132 245L134 247H132ZM148 245H151V246H148ZM163 245H164L165 248L163 247ZM169 245L171 247L173 246L172 248H174V251L171 249V247H169ZM178 245H179V247H178ZM233 245H234V248H233ZM250 245H252V246H250ZM4 246H6V247L4 248ZM60 246H62V247H60ZM94 246H96V247H94ZM126 246H128L127 249H126ZM129 246L131 248H129ZM182 246H183V248H182ZM199 246H201V247H199ZM36 247L39 250L36 249ZM51 247H53L55 249V251H53V249ZM70 247L73 248V249H71ZM121 247H123V248H121ZM162 247L164 249H167V253H168V255H170L169 258L173 254V256H172L173 260L171 258H170L171 260L168 258V256L166 255L167 254L166 250L163 251ZM44 248H46V249H44ZM134 248L136 249L137 252H134L135 251V250H133ZM155 248L157 249V253L158 254L156 253ZM17 249H18V251H17ZM22 249L24 250V252L26 251L25 255H24L23 251H22L23 254L20 252V250H22ZM49 249H51V250H49ZM65 249H67V250L65 251ZM86 249H87V251H86ZM94 249H95L96 252L94 251ZM113 249H114V251H113ZM130 249L133 252V256L132 257L130 256V255H132L131 254L132 252H129V251H131ZM159 249H160V251H159ZM228 249L229 250L231 249V250L229 251ZM239 249H240V251H239ZM6 250H8V252H10L11 255H12V253H14L12 256H14V255L15 256L14 257L10 256V253L8 255V252H6ZM44 250H47V252L49 251V253H48L49 256H47V253ZM169 250H171V251H169ZM233 250L234 251L236 250V251L234 252ZM52 251H53V253H52ZM109 251H112V252L110 253ZM124 251H125V253L128 252L130 255H128V253H127V255H128L127 256L125 253H123ZM203 251H205L206 253L203 252ZM17 252H20V254L17 253ZM70 252H71L70 256L66 255V254H69ZM107 252H109V253H107ZM174 252H175V254H174ZM177 252L178 253L180 252V253L178 254ZM230 252H231V254H230ZM38 253L40 255H42V253H43L46 257L44 255H43L44 257L40 256ZM86 253H89L90 255L86 254ZM101 253H102V255H100ZM137 253H138V255H136ZM139 253L141 255H139ZM148 253H150V254H148ZM219 253H221V254H219ZM5 254H6V257H5ZM32 254H34V255H32ZM91 254H93V255H91ZM119 254H121L122 256H120ZM154 254H156V255H154ZM163 254H164V256H167V258L164 257ZM3 255H4V257H2ZM63 255H64V257H63ZM65 255H66V257H65ZM174 255L177 256V257H175ZM199 255H200V257H199ZM226 255H228V256H226ZM8 256H9V258H8ZM33 256H34V258H33ZM35 256H37V258ZM113 256H114V258L116 256L117 257L115 259L111 258ZM135 256L137 257V259L135 258ZM145 256H146V258L149 257L150 260H152V258H153V260L150 262V260L146 259ZM155 256H157V257L159 256V257L155 258ZM210 256L212 258L211 262H209L210 259H211ZM215 256H216V258H214ZM220 256H224V257H220ZM234 256H235V258H233ZM50 257H51L52 260H50ZM60 257L63 258V259H60ZM93 257H95V258H93ZM119 257H120L121 260L119 259ZM130 257L134 258V259H131ZM10 258H13V259H11L13 262L11 260H9ZM45 258H49V259H45ZM56 258L59 259V260H56ZM106 258H107V260H106ZM109 258H111V259H109ZM213 258L214 259H219V262H217L218 260L214 261ZM27 259H28V261H27ZM96 259H99V260H96ZM143 259H145V260H143ZM175 259H177V260L175 261ZM178 259L180 260L179 261L180 263L177 262ZM187 259H189V261H187ZM190 259H191V262H190ZM66 260H68V261H66ZM114 260H115V262H114ZM165 260L166 261L168 260V261L166 262ZM44 261H45V263H44ZM108 261H110V263Z\"/></svg>",
    "mask_w": 264,
    "mask_h": 264
},
{
    "label": "bare ground",
    "instance_id": "obj_2",
    "mask_svg": "<svg viewBox=\"0 0 264 264\" xmlns=\"http://www.w3.org/2000/svg\"><path fill=\"white\" fill-rule=\"evenodd\" d=\"M1 1H2V0H1ZM16 1H17V0H16ZM20 1H22V0H20ZM27 1H29V0H27ZM27 1H26V2H27ZM44 1H45V0H44ZM44 1H42V2H44ZM49 1H50V0H49ZM54 1H56V0H54ZM54 1H53V2H54ZM66 1H69V0H66ZM71 1H72V0H71ZM87 1H88V0H87ZM93 1H94V0H93ZM105 1H106V0H105ZM116 1H117V0H116ZM116 1H115V3H118V1H117V2H116ZM119 1H120V0H119ZM142 1H143V0H142ZM146 1H147V0H146ZM146 1H144V3H145ZM180 1H181V0H180ZM186 1H187V0H186ZM204 1H205V0H204ZM246 1H247V0H246ZM246 1H245V2H246ZM249 1H250V0H249ZM26 2L24 1L23 4H25ZM51 2H52V0H51ZM107 2H109V1H107ZM121 2H122V1H121ZM137 2H138V1H137ZM208 2H209V1H208ZM29 3H30V1H29ZM29 3H28V5H29ZM47 3H48V2H47ZM57 3H58V2H57ZM62 3H63V2H62ZM115 3H114V5H116ZM139 3H140V2H139ZM174 3H175V2H174ZM177 3H178V2H177ZM194 3H195V2H194ZM39 4H40V3H39ZM44 4H45V3H44ZM77 4H78V3H77ZM85 4H86V3H85ZM88 4H89V3H88ZM93 4H94V3H93ZM131 4H132V3H131ZM175 4H176V3H175ZM182 4H183V3H182ZM192 4H193V3H192ZM195 4H197V3H195ZM207 4H208V3H207ZM211 4H212V3H211ZM226 4H227V3H226ZM0 5H1V4H0ZM14 5H15V4H14ZM45 5H46V4H45ZM55 5H56V3H55ZM64 5H65V4H64ZM86 5H87V4H86ZM86 5H84V6H86ZM118 5H119V3H118ZM120 5H121V3H120ZM147 5H148V4H147ZM147 5H145V6H147ZM185 5H186V4H185ZM185 5H183V6L185 7ZM17 6H18V5H17ZM22 6H23V5H22ZM25 6H27V5H25ZM43 6H44V5H43ZM43 6H42V8H43ZM87 6H88V5H87ZM133 6H134V5H133ZM145 6H143V8H144ZM180 6H181V5H180ZM188 6H189V5H188ZM199 6H200V5H199ZM202 6H203V5H202ZM204 6H206V5H204ZM222 6H223V4H222ZM222 6H221V7H222ZM0 7H1V6H0ZM15 7H16V6H15ZM27 7H28V6H27ZM61 7H62V6H61ZM61 7H60V8H61ZM67 7H68V6H67ZM67 7H66V8H67ZM134 7H136V6H134ZM141 7H142V6H141ZM211 7H212V6H211ZM211 7H210V8H211ZM221 7H220L219 9H221ZM22 8H24V7H22ZM38 8H39V7H38ZM40 8H41V7H40ZM40 8H39V9H40ZM44 8H45V7H44ZM64 8H65V7H64ZM190 8H191V7H190ZM215 8H216V7H215ZM5 9H6V8H5ZM20 9H21V8H20ZM20 9H18V10H20ZM39 9H38V10H39ZM92 9H93V8H92ZM114 9H115V8H114ZM145 9H146V7H145ZM195 9H196V8H195ZM195 9H194V10H195ZM206 9H208V7H207ZM3 10H4V9H3ZM7 10H8V9H7ZM70 10H71V9H70ZM73 10H74V9H73ZM77 10H78V9H77ZM81 10H82V8H81ZM83 10H84V8H83ZM86 10H87V9H86ZM103 10H104V9H103ZM180 10H181V9H180ZM183 10H184V9H183ZM196 10H197V9H196ZM201 10H204V9H201ZM210 10H212V9H210ZM215 10H216V9H215ZM20 11H22V10H20ZM35 11H36V10H35ZM49 11H50V9H49ZM68 11H69V10H68ZM74 11H75V10H74ZM78 11H79V10H78ZM204 11H205V10H204ZM206 11H207V10H206ZM217 11H218V10H217ZM4 12H5V11H4ZM12 12H13V11H12ZM37 12H38V11H36L35 13L37 14ZM41 12H42V11H41ZM51 12H52V10H51ZM58 12H60V11H58ZM64 12H65V11H64ZM94 12H95V11H94ZM104 12H105V11H104ZM181 12H184V11H181ZM191 12H193V11H191ZM15 13H16V12H15ZM48 13H49V12H48ZM53 13H54V12H53ZM73 13H74V12H73ZM75 13H76V11H75ZM81 13H82V11H81ZM121 13H122V12H121ZM126 13H127V12H126ZM126 13H125V15H126ZM195 13H196V11H195ZM195 13H194V14H195ZM213 13H214V12H213ZM10 14H11V13H10ZM12 14H14V13H12ZM49 14H50V13H49ZM78 14H79V13H78ZM180 14H181V13H180ZM208 14H209V13H208ZM217 14H218V13H217ZM219 14H220V12H219ZM18 15H19V14H18ZM32 15L34 16L33 12H32ZM37 15H38V14H37ZM41 15H42V14H41ZM47 15H48V14H47ZM58 15H60V13H58ZM70 15H72V14H70ZM111 15H112V14H111ZM113 15H114V13H113ZM117 15H118V14H116V16H117ZM197 15H198V14H197ZM209 15H210V14H209ZM221 15H222V14H221ZM12 16H13V15H12ZM15 16H16V15H15ZM39 16H40V13H39ZM53 16H54V15H53ZM60 16H61V15H60ZM63 16H64V15H63ZM114 16H115V15H114ZM114 16H112V17H114ZM118 16L120 17V16H122V14H121V15H118ZM131 16H132V15H131ZM182 16H183V14H182ZM190 16H191V15H190ZM203 16H204V15H203ZM207 16H208V15H207ZM217 16H218V15H217ZM217 16H216V17H217ZM5 17H6V16H5ZM10 17H11V16H10ZM13 17H14V16H13ZM20 17H21V16H20ZM25 17H26V16H25ZM30 17H31V16H30ZM34 17H35V16H34ZM47 17H48V16H47ZM47 17H46L45 20H47ZM58 17H59V16H58ZM58 17H57V18H58ZM67 17H68V16H67ZM67 17H66V18H67ZM79 17H80V16H79ZM92 17H93V16H92ZM95 17H96V15H95ZM99 17H100V16H99ZM180 17H181V16H180ZM204 17H205V16H204ZM208 17H209V16H208ZM208 17H207V18H208ZM219 17H220V16H219ZM21 18H22V17H21ZM23 18H24V17H23ZM28 18H29V17H28ZM37 18L39 19L38 16H37ZM37 18H36V20H37ZM41 18H42V17H41ZM49 18H50V17H49ZM57 18H56V19H57ZM59 18H60V17H59ZM61 18H62V17H61ZM61 18H60V19H61ZM73 18H74V17H73ZM90 18H91V17H90ZM101 18H102V17H101ZM101 18H100V19H101ZM108 18H110L109 15H108ZM120 18H121V17H120ZM120 18H119V19H120ZM130 18H131V17H129V19H130ZM136 18H137V17H136ZM192 18H193V17H192ZM192 18H190V19H192ZM210 18H211V17H210ZM213 18H214V17H213ZM8 19H9V18H8ZM14 19H15V17H14ZM17 19H18V18H17ZM24 19H25V18H24ZM103 19H104V18H103ZM122 19H123V18H122ZM187 19H188V18H187ZM196 19H197V18H196ZM205 19H206V18H205ZM208 19H209V18H208ZM12 20H13V19H12ZM18 20H19V19H18ZM18 20H17V23H18V24H21V22L23 21V20H21V22H20V21H18ZM25 20H26V19H25ZM57 20H58V19H57ZM57 20H56V21H57ZM73 20H74V19H73ZM88 20H90V19H88ZM88 20H87V21H88ZM104 20H105V19H104ZM180 20H181V19H180ZM182 20H183V19H182ZM0 21H1V20H0ZM39 21H40V20H38L37 22H39ZM63 21H65V20H63ZM101 21H102V20H101ZM192 21H193V20H192ZM194 21H195V19H194ZM206 21H208V20L206 19ZM8 22H10V21H8ZM13 22H15V21H13ZM19 22H20V23H19ZM203 22H204V20H203ZM211 22H212V20H211ZM2 23H4V22L2 21ZM11 23H12V22H11ZM11 23H10V24H11ZM17 23L15 22V24H17ZM22 23H23V22H22ZM25 23H26V22H25ZM28 23H29V22H28ZM30 23H31V21H30ZM45 23H46V22H45ZM57 23H58V22H57ZM65 23H66V21H65ZM67 23H69L68 20H67ZM80 23H81V22H80ZM101 23H102V22H101ZM195 23H196V22H195ZM195 23H193V24H195ZM205 23H206V22H205ZM208 23H209V22H208ZM5 24H6V23H5ZM12 24H14V23H12ZM15 24H14V25H15ZM23 24H24V23H23ZM38 24H39V23H38ZM46 24H47V23H46ZM203 24H204V23H203ZM206 24H207V23H206ZM32 25H33V24H32ZM40 25H41V24H40ZM73 25H74V24H73ZM77 25H78V24H77ZM98 25H99V24H98ZM186 25H188V24H186ZM189 25H190V24H189ZM5 26H6V25H5ZM5 26H4V27H5ZM7 26H10V25L7 24ZM35 26H36V25H35ZM84 26H85V25H84ZM93 26H94V25H93ZM111 26H112V25H111ZM127 26H128V25H127ZM149 26H150V25H149ZM151 26H152V25H151ZM168 26H170V25H168ZM177 26H178V25H177ZM199 26H201V25H199ZM208 26H209V25H208ZM38 27H39V26H38ZM65 27H66V26H65ZM73 27H74V26H73ZM76 27H77V26H76ZM80 27H81V26H79V29H80ZM82 27H83V26H82ZM112 27H113V26H112ZM125 27H126V26H125ZM165 27H166V26H165ZM201 27H202V26H201ZM201 27H200V28H201ZM204 27H205V26H203V28H204ZM210 27H212V26H210ZM7 28H8V27H7ZM11 28H13V27H10V29H11ZM39 28H40V27H39ZM120 28H121V27H120ZM126 28H127V27H126ZM128 28H130V27L128 26ZM131 28H132V27H131ZM173 28H174V26H173ZM173 28H172V29H173ZM182 28H183V27H182ZM13 29H14V28H13ZM31 29H32V28H31ZM33 29H34V28H33ZM43 29H44V28H43ZM45 29H46V28H45ZM136 29H137V28H136ZM168 29H169V28H168ZM180 29H181V28H180ZM207 29H208V28H207ZM22 30L24 31V29H22ZM34 30H35V29H34ZM71 30H72V29H71ZM77 30H78V29H77ZM90 30H91V29H90ZM101 30H102V29H100V32H101ZM122 30H123V29H122ZM125 30L127 31V29H125ZM202 30H203V29H202ZM209 30H211V29H209ZM5 31H6V30H5ZM5 31H4V32H5ZM28 31H29V29H28ZM38 31H39V30H38ZM38 31H37V32H38ZM91 31H92V30H91ZM96 31H98V30H96ZM103 31H104V29H103ZM128 31H129V30H128ZM128 31H127V32H128ZM138 31H139V30H138ZM179 31H180V30H179ZM179 31H178V32H179ZM186 31H187V30H186ZM17 32H18V31H17ZM17 32H16V33H17ZM24 32H26V31H24ZM24 32H23V33H24ZM30 32H31V30H30ZM42 32H43V31H42ZM46 32H47V31H46ZM71 32H72V31H71ZM73 32H76V31H73ZM182 32H183V30H182ZM23 33H22V34H23ZM63 33H64V32H63ZM87 33H88V32H87ZM90 33H91V32H90ZM153 33H154V30H153ZM168 33H169V32H168ZM170 33H171V32H170ZM179 33H180V32H179ZM183 33H184V32H183ZM17 34H18V33H17ZM34 34H36V33H34ZM40 34H41V33H40ZM68 34H70V33H68ZM85 34H86V33H85ZM92 34H93V33H92ZM136 34H137V32H136ZM240 34H241V33H240ZM48 35H49V34H48ZM64 35H65V34H64ZM81 35H83V34H81ZM86 35H87V34H86ZM93 35H94V34H93ZM98 35H99V34H98ZM147 35H148V34H147ZM147 35H146V36H147ZM155 35H156V33H155L153 36H155ZM168 35H170V34H168ZM173 35H174V34H173ZM13 36H14V35H12V37H13ZM34 36H37V35H34ZM38 36H40L39 33H38ZM62 36H63V35H62ZM84 36H85V35H84ZM94 36H95V35H94ZM94 36H93V37H94ZM122 36H123V35H122ZM151 36H152V35H151ZM170 36H171V35H170ZM228 36H229V35H228ZM14 37H15V36H14ZM14 37H13V38H14ZM45 37H46V36H45ZM45 37H42L41 39L43 40V38H45ZM63 37H64V36H63ZM71 37H72V36H71ZM166 37H168V36H166ZM173 37H174V36H173ZM213 37H214V36H213ZM231 37H232V36H231ZM0 38H3V37H0ZM4 38H5V37H4ZM10 38H11V37H10ZM49 38H51V37H49ZM61 38H62V37H61ZM108 38H109V37H108ZM110 38H111V37H110ZM127 38H128V37H127ZM135 38H137V37H135ZM170 38H171V37H170ZM210 38H212V37H210ZM229 38H230V37H229ZM37 39H38V38H37ZM37 39L35 38V40H37ZM72 39H73V38H72ZM89 39H90V38H89ZM113 39H114V38H113ZM137 39H138V38H137ZM149 39H151V38H149ZM163 39H165V38L163 37ZM184 39H185V38H184ZM226 39H227V38H226ZM231 39H232V38H231ZM10 40H11V39H10ZM15 40H16V39H14V41H15ZM39 40H40V39H39ZM47 40H48V38H47ZM86 40H87V39H86ZM86 40H85V41H86ZM145 40H147V39H145ZM156 40H157V39H156ZM211 40H212V39H211ZM211 40H210V41H211ZM235 40H236V39H235ZM240 40H241V39H240ZM4 41H5V40H4ZM17 41H18V40H17ZM76 41H77V40H76ZM81 41H82V40H81ZM88 41H89V40H88ZM133 41H134V40H133ZM138 41H141V39H138ZM158 41H159V40H158ZM163 41H164V40H163ZM236 41H237V40H236ZM238 41H239V40H238ZM238 41H237V42H238ZM2 42H3V40H2ZM2 42H1V43H2ZM37 42H38V40H37ZM39 42H41V41H39ZM65 42H66V41H65ZM105 42H106V41H105ZM134 42H135V41H134ZM166 42H167V41H166ZM204 42H205V41H204ZM214 42H215V41H214ZM233 42H234V41H233ZM3 43H4V42H3ZM5 43H6V42H5ZM7 43H8V42H7ZM9 43H10V42H9ZM24 43H25V42H24ZM44 43H45V42H44ZM61 43H64L63 40L61 41ZM66 43H68V42H66ZM72 43H73V42H72ZM72 43H71V44H72ZM80 43H82V42H80ZM84 43H86V42H84ZM103 43H104V42H103ZM115 43H116V41H115ZM154 43H155V42H154ZM167 43H168V42H167ZM235 43H236V42H235ZM68 44H69V43H68ZM68 44H67V45H68ZM98 44H99V43H97V44H95V45H98ZM148 44H149V43H148ZM155 44H156V43H155ZM6 45H7V44H6ZM11 45H12V43H11ZM40 45H41V44H40ZM83 45H84V44H83ZM128 45H129V44H128ZM128 45H127V46H128ZM131 45H132V44H131ZM137 45H138V44H137ZM146 45H147V44H146ZM150 45H151V44H150ZM159 45H160V44H159ZM175 45H176V44H175ZM178 45H179V43H178ZM181 45H182V44H181ZM189 45H190V44H189ZM231 45H232V44H231ZM23 46H24V45H23ZM25 46H26V45H25ZM42 46H43L44 48L46 47V46H44V45H42ZM47 46H48V45H47ZM87 46H88V45H87ZM127 46H126V47H127ZM141 46H143V42H142V45H141ZM152 46H153V43H152ZM186 46H187V45H186ZM192 46H193V44H192ZM200 46H202V45H200ZM200 46H198V47H200ZM235 46H237V45H235ZM14 47H15V45H14ZM34 47H35V46H34ZM73 47H74V46H73ZM75 47H76V46H75ZM78 47H79V46H78ZM82 47H83V46H82ZM96 47H97V46H96ZM121 47H122V46H121ZM133 47H134V46H133ZM148 47H149V46H148ZM150 47H151V46H150ZM157 47H158V46H157ZM176 47H177V46H176ZM228 47H229V46H228ZM233 47H234V46H233ZM1 48H2V47H1ZM8 48H9V47H8ZM106 48L108 49L109 47H106ZM123 48H124V47H122V49H123ZM127 48H128V47H127ZM130 48H131V46H130ZM151 48H152V47H151ZM191 48H192V47H191ZM193 48H194V47H193ZM64 49H66V48H64ZM64 49H63V51H64ZM93 49H94V48H93ZM146 49H147V48H146ZM154 49H155V48H154ZM171 49H172V48H171ZM173 49H174V48H173ZM243 49H244V48H243ZM1 50H2V49H1ZM53 50H55V49H53ZM61 50H62V49H61ZM72 50H73V49H72ZM75 50H76V49H75ZM77 50H78V49H77ZM77 50H76V51H77ZM95 50H96V49H94V51H95ZM102 50H103V49H102ZM110 50H111V48H110ZM123 50H124V49H123ZM174 50H177V49H174ZM181 50H182V47H181ZM192 50H194V49H192ZM3 51H4V50H3ZM8 51H9V50H8ZM16 51H17V50H16ZM18 51H19V50H18ZM21 51H22V50H20L19 52H21ZM24 51H25V50H24ZM40 51H41V50H40ZM43 51H44V50H43ZM50 51H51V50H50ZM59 51H60V49H59ZM136 51H137V50H136ZM163 51H165V50L163 49ZM167 51H168V50H167ZM189 51H191V50H189ZM0 52H1V51H0ZM25 52H28V50H26ZM30 52H31V50H30ZM30 52H29L28 55L31 56ZM57 52H58V50H57ZM71 52H72V51H71ZM77 52H78V51H77ZM123 52H124V51H123ZM128 52L130 53V51H128ZM132 52H133V51H132ZM144 52H145V51H144ZM147 52L149 53V51H147ZM150 52H151V51H150ZM153 52H154V51H153ZM171 52H172V51H171ZM178 52H179V51H178ZM210 52H212V51H210ZM210 52H209V53H210ZM1 53H2V55H5V53H7V51H6V52H1ZM3 53H4V54H3ZM35 53H37V51H35ZM45 53H46V52H45ZM64 53H65V51H64ZM90 53H91V52H90ZM92 53H93V52H92ZM138 53H139V52H138ZM142 53H143V52H142ZM163 53H164V52H163ZM188 53H189V52H188ZM8 54H9V53H8ZM16 54H17V53H16ZM23 54H24V53H23ZM26 54H27V53H26ZM38 54L41 55V54H44V53H39V52H38ZM53 54H54V53H53ZM53 54H52V55H53ZM65 54H67V53H65ZM75 54H77V55L80 56V57H81V55H82V54L79 55L78 53H75ZM99 54H100V53H99ZM156 54H158V52H157ZM161 54H162V53H161ZM174 54H175V52H174ZM194 54H195V53H194ZM17 55H18V54H17ZM32 55H33V54H32ZM44 55H45V54H44ZM44 55H43V56H44ZM59 55H60V54H59ZM77 55H76V56H77ZM87 55H89V53H88ZM91 55H93V54H91ZM91 55H90V56H91ZM100 55H102V54H100ZM111 55H114V54L112 53ZM149 55H150V54H149ZM152 55H153V54H152ZM159 55H160V53H159ZM169 55H170V54H169ZM175 55H176V54H175ZM175 55H172V56L175 57ZM178 55H179V54H178ZM182 55H183V54H182ZM197 55H198V54H197ZM33 56H34V55H33ZM49 56H50V55H49ZM69 56L71 57L72 54H70ZM69 56H68V57H69ZM97 56H98V55H97ZM104 56H105V55H104ZM179 56H180V55H179ZM184 56H185V55H184ZM187 56H188V55H187ZM193 56H194V55H193ZM3 57H4V56H3ZM7 57H8V56H7ZM9 57H10V56H9ZM25 57H26V56H25ZM40 57H41V56H40ZM65 57H66V59H67V56H65ZM70 57H69L68 59H70ZM72 57H73V56H72ZM95 57H96V56H95ZM106 57H107V55H106ZM137 57H138V56H137ZM166 57H167V56H166ZM166 57H165V58H166ZM174 57H173V58H174ZM225 57H226V56H225ZM22 58H23V55H22ZM26 58H27V57H26ZM26 58H25V59H26ZM28 58H29V57H28ZM28 58H27V59H28ZM33 58H34V57H33ZM45 58H46V57H45ZM45 58H44V59H45ZM81 58H82V57H81ZM85 58H86V57H85ZM97 58H98V57H97ZM110 58H111V56H110ZM155 58H157V57H155ZM159 58H160V57H159ZM169 58H170V60L172 59V57H169ZM184 58H185V57H184ZM195 58L197 59L198 56H197V57H194V59H195ZM0 59L3 60L2 58H0ZM9 59H10V58H9ZM55 59H56V58H55ZM63 59H64V57H63ZM86 59H87V58H86ZM91 59H93V57H92V58L90 57V61H91ZM100 59H101V57H100ZM100 59H99V60H100ZM122 59H123V58H122ZM124 59H125V57H124ZM126 59H127V58H126ZM135 59H137V58H135ZM181 59H182V58H181ZM188 59H189V58H188ZM196 59H195V60H196ZM5 60H6V59H5ZM13 60H14V58H13ZM13 60H12V61H13ZM29 60H30V59H29ZM37 60H38V59H37ZM42 60H43V58H42ZM70 60H71V59H70ZM82 60H83V58H82ZM97 60H98V59H97ZM107 60H108V59H107ZM137 60H138V59H137ZM152 60H153V57H152ZM177 60H178V59H177ZM177 60H176V61H177ZM183 60H184V59H183ZM183 60H182V61H183ZM191 60H193V59H191ZM195 60H193V62H194ZM19 61H20V60H19ZM45 61L47 62V60H45ZM49 61H50V60H49ZM58 61H59V59H58ZM58 61H57V62H58ZM61 61H62V58H61ZM88 61H89V60H88ZM90 61H89V62H90ZM92 61H95V60H92ZM92 61H91V62H92ZM105 61H106V60H105ZM135 61H136V60H135ZM150 61H151V60H150ZM156 61H157V59H156ZM178 61H179V60H178ZM188 61H189V60H188ZM196 61H197V60H196ZM196 61H195V62H196ZM212 61H213V60H212ZM7 62H8V61H7ZM22 62H23V61H22ZM42 62H43V61H42ZM53 62H54V61H53ZM97 62H98V61H97ZM97 62H96V64H95L96 66H97ZM106 62H107V61H106ZM154 62H155V61H154ZM167 62H168V60H167ZM32 63H33V62H32ZM43 63H44V62H43ZM60 63H62V62H60ZM94 63H95V62H94ZM131 63H132V62H131ZM141 63H142V60H141ZM141 63H140V64H141ZM148 63H149V62H148ZM148 63H147V66H148ZM168 63H169V62H168ZM168 63H167V64H168ZM170 63H171V62H170ZM170 63H169V64H170ZM176 63H177V62H176ZM176 63L174 62V65H175ZM30 64H31V63H30ZM44 64H45V63H44ZM46 64H47V63H46ZM48 64H49V63H48ZM58 64H59V63H58ZM58 64H57V65H58ZM102 64H103V63H102ZM124 64H125V63H124ZM153 64H154V63H153ZM172 64H173V60H172ZM253 64H254V63H253ZM26 65H27V64H26ZM37 65H39V62L37 63ZM37 65H36V66H37ZM54 65H55V64H54ZM59 65H61V64H59ZM63 65H65V63H64ZM84 65H85V64H84ZM88 65H89V63H88ZM88 65H87V68H88ZM92 65H93V64H92ZM92 65H91V67H92ZM99 65H100V64H99ZM149 65H150V64H149ZM158 65H159V63H158ZM181 65H184V64H181ZM187 65H188V64H187ZM195 65H196V64H195ZM116 66H117V65H116ZM118 66H121V65H118ZM153 66H155V65H153ZM160 66H163V65H160ZM160 66H159V67H160ZM167 66H168V65H167ZM171 66H172V69L175 67V66H173V65H171ZM171 66H170V67H171ZM188 66H189V65H188ZM213 66H214V65H213ZM259 66H260V65H259ZM3 67H4V66H3ZM6 67H7V65H6ZM37 67H38V66H37ZM41 67H42V66H41ZM52 67H53V65H52ZM56 67H57V66H56ZM89 67H90V66H89ZM94 67H95V66H94ZM94 67H92V68H94ZM98 67H99V66H97V67H95V68H98ZM114 67H115V66H114ZM114 67H113V68H114ZM179 67H180V66H179ZM179 67H178V68H179ZM183 67H184V66H183ZM183 67H182V68H183ZM49 68H50V67H49ZM102 68L105 69L104 66H102L101 69H102ZM135 68H136V67H135ZM144 68H145V67H144ZM152 68H153V67H152ZM182 68H180V69H182ZM184 68H186V67H184ZM199 68H200V67H199ZM261 68H262V67H261ZM17 69H19V68H17ZM24 69H25V68H24ZM35 69H36V67H35ZM66 69H67V68H66ZM70 69H71V68H70ZM70 69H69V70H70ZM88 69H89V68H88ZM98 69H99V68H98ZM109 69H110V68H109ZM127 69H128V68H127ZM149 69H150V68H149ZM153 69H154V68H153ZM170 69H171V68H170ZM172 69H171V70H172ZM187 69H188V68H187ZM189 69H190V68H189ZM189 69H188V70H189ZM197 69H198V68H197ZM226 69H227V68H226ZM9 70H10V69H9ZM19 70H20V69H19ZM19 70H18V71H19ZM39 70H40V69H39ZM67 70H68V69H67ZM73 70H74V69H73ZM85 70L87 71V69H85ZM124 70H126V69H124ZM144 70H145V69H144ZM144 70H142V71H144ZM154 70H155V69H154ZM167 70H168V69H167ZM173 70H174V69H173ZM177 70H178V69H177ZM191 70H192V69H191ZM214 70H215V69H214ZM46 71H47V70H46ZM63 71H64V70H63ZM71 71H72V70H71ZM96 71H97V70H96ZM96 71H94V72L96 73ZM103 71H104V70H103ZM145 71H146V70H145ZM160 71H161V70H160ZM160 71H158L159 74H160ZM183 71H184V69H183ZM183 71H182V73H183ZM10 72H11V71H10ZM25 72H26V71H25ZM44 72H45V71H44ZM52 72H53V71H52ZM57 72H58V71H57ZM97 72H98V71H97ZM105 72H106V71H105ZM156 72H157V71H156ZM162 72H163V71H162ZM166 72H167V71H166ZM171 72H172V71H171ZM173 72H174V71H173ZM199 72H201V71H199ZM218 72H219V71H218ZM221 72H222V69H221ZM16 73H17V72H16ZM36 73H37V72H36ZM53 73H54V72H53ZM60 73H61V72H60ZM62 73H63V72H62ZM86 73H87V72H86ZM95 73H94V74H95ZM100 73L102 74V72H100ZM113 73H114V72H113ZM179 73H180V72H179ZM184 73H186V72H184ZM187 73H188V72H187ZM189 73H190V72H189ZM203 73H204V72H203ZM206 73H207V72H206ZM214 73H216V72H214ZM219 73H220V72H219ZM222 73H223V72H222ZM222 73H220V74H222ZM224 73H225V72H224ZM228 73H229V72H228ZM228 73H227V74H228ZM263 73H264V72H263ZM25 74H26V73H25ZM40 74H41V73H40ZM51 74H52V73H51ZM80 74H81V72H80ZM88 74H90V73L88 72ZM92 74H93V73H92ZM125 74H126V73H125ZM154 74H155V73H154ZM159 74H158V75H159ZM164 74H165V72H164ZM166 74H167V73H166ZM166 74H165V75H166ZM169 74H170V73H169ZM171 74H172V73H171ZM171 74H170V75H171ZM177 74H178V73H177ZM195 74L197 75V73H195ZM195 74H194V75H195ZM199 74H200V73H198V75H199ZM251 74H252V73H251ZM259 74H260V73H259ZM12 75H13V74H12ZM23 75H24V74H23ZM28 75H29V74H28ZM28 75H27V77H28ZM30 75H31V74H30ZM47 75H49V74H47ZM47 75H46V76L44 75V76L47 78ZM77 75H78V74H77ZM99 75H100V74H99ZM130 75H131V74H130ZM150 75H151V74H150ZM150 75H149V77H151ZM155 75H156L155 77H157V73H156ZM175 75H176V74H175ZM183 75H184V74H183ZM185 75H186V74H185ZM194 75H193V76H194ZM215 75H216V74H215ZM252 75H253V74H252ZM262 75H263V74H262ZM37 76H38V75H37ZM40 76H41V75H40ZM49 76H50V75H49ZM80 76H81V75H80ZM101 76H102V75H101ZM125 76H126V75H125ZM128 76H129V75H128ZM147 76H148V75H147ZM160 76H161V75H160ZM160 76H159V78L161 79L162 77H160ZM166 76H167V75H166ZM171 76H172V75H171ZM187 76H188V74H187ZM190 76H192L191 73H190ZM203 76H204V75H203ZM242 76H243V75H242ZM254 76H255V75H254ZM3 77H4V76H3ZM74 77H75V76H74ZM77 77H79V76H77ZM137 77H138V76H137ZM137 77H136V78H137ZM172 77H173V76H172ZM176 77H177V76H176ZM178 77H179V76H178ZM211 77H212V75H211ZM223 77L225 78V76H223ZM231 77H233V75H232ZM236 77H237V76H236ZM248 77L250 78V75H249ZM14 78H16V77H14ZM21 78L24 79L23 77H21ZM29 78H30V76H29ZM67 78H68V77H67ZM75 78H76V77H75ZM97 78H98V77H97ZM128 78H129V77H128ZM133 78H134V77H133ZM133 78H132V79H133ZM159 78H157V79H159ZM163 78L165 79V77H163ZM184 78H185V77H184ZM184 78H183V79H184ZM204 78H205V77H204ZM224 78H223V79H224ZM234 78H235V76H234ZM26 79H28V78H26ZM36 79H37V78H36ZM36 79H35V80H36ZM39 79H40V78H39ZM41 79H42V77H41ZM65 79H66V78H65ZM65 79H64L63 81H65ZM73 79H74V78H73ZM78 79H79V78H78ZM103 79H105V78H103ZM106 79H107V78H106ZM124 79H125V78H124ZM139 79H141V77L138 78V81H139ZM152 79H153V77H152ZM157 79H156V80H157ZM160 79H159V80H160ZM171 79H172V78H171ZM174 79H175V77H173L172 80H174ZM176 79H177V78H176ZM188 79H189V77H188ZM190 79H191V78H190ZM217 79H218V78H217ZM223 79H222V80H223ZM229 79H230V78H229ZM231 79H232V78H231ZM252 79H254V78H252ZM0 80H1V79H0ZM30 80H31V79H30ZM32 80H33V79H32ZM47 80H48V79H47ZM50 80H51V79H50ZM54 80H55V79H54ZM54 80H53V82H54ZM57 80H58V79H57ZM70 80H71V77H70ZM79 80H80V79H79ZM133 80H134V79H133ZM141 80H143V79H141ZM146 80H147V79H146ZM150 80H151V79H150ZM169 80H170V79H169ZM203 80H204V79H203ZM203 80H202V81H203ZM1 81H2V80H1ZM25 81H26V80H25ZM36 81L38 82V80H36ZM43 81H45V80H43ZM60 81H61V80H60ZM60 81H59V82H60ZM115 81H116V80H115ZM119 81H120V80H119ZM122 81H123V80H122ZM127 81H128V79H127ZM143 81H145V80H143ZM164 81H165V80H164ZM202 81H201V83H202ZM205 81H206V79H205ZM23 82H24V80H22V84H23ZM29 82H30V81H26V83L24 82V83H25L24 86H26V84L29 83ZM47 82H49V81H47ZM50 82H51V81H50ZM56 82H58V81H55V83H56ZM59 82H58V83H59ZM65 82H66V81H65ZM99 82H102V81H99ZM107 82H108V80H107ZM149 82H150V81H149ZM151 82L153 83L154 81L151 80ZM160 82H161V81H160ZM160 82H159V83H160ZM169 82L172 83V81H169ZM195 82H196V80H195ZM203 82H204V81H203ZM11 83H12V82H11ZM14 83H16V82H14ZM14 83H13V85H12V84H11V85L14 86ZM40 83H41V82H40ZM60 83H61V82H60ZM63 83H64V82H63ZM66 83H67V82H66ZM102 83L104 84V80H103ZM118 83H119V82H118ZM118 83H117V84H118ZM126 83H127V82H125V85H126ZM138 83H140V82H138ZM167 83H168V81H167ZM191 83H192V82H191ZM260 83H261V82H260ZM19 84H20V82H19ZM44 84H45V82H44ZM47 84H48V83H47ZM106 84H107V83H106ZM117 84H116V85H117ZM123 84H124V83H123ZM147 84H148V83H147ZM153 84H154V83H153ZM162 84H163V82H162ZM173 84H174V81H173ZM4 85L6 86V84H4ZM4 85H3V89H4ZM7 85H8V83H7ZM27 85H28V84H27ZM50 85H51V84H50ZM65 85H66V84H65ZM95 85H96V84H95ZM104 85H105V84H104ZM108 85H109V84H108ZM112 85H113V84H112ZM127 85H128V84H127ZM131 85H133V84H131ZM149 85H150V83H149ZM155 85H156V84H155ZM159 85H160V84H159ZM167 85H169V84H167ZM185 85H186V84H185ZM194 85L197 86L198 84H197V85L194 84ZM15 86H16V85H15ZM15 86H14V87H15ZM24 86H23V87H24ZM42 86H43V85H42ZM97 86H98V85H97ZM139 86H142V85H139ZM188 86H189V85H188ZM188 86H187V87H188ZM198 86H199V85H198ZM16 87H17V86H16ZM26 87H27V86H26ZM26 87H25V88H26ZM28 87H29V86H28ZM28 87H27V88H28ZM121 87H122V86H121ZM125 87H126V86H125ZM125 87H124V88H125ZM142 87H144V86H142ZM148 87H149V86H148ZM148 87H147V88H148ZM153 87H154V85H153ZM153 87L151 86V88H153ZM155 87H156V86H155ZM155 87H154V88H155ZM161 87H162V85H161ZM165 87H166V86H165ZM165 87H164V88H165ZM168 87H169V86H168ZM233 87H235V86H233ZM17 88H19V87H17ZM27 88H26V91H27ZM36 88H37V87H36ZM69 88H70V87H69ZM103 88H104V87L102 86V89H103ZM132 88H133V86H132ZM137 88H138V87H137ZM139 88H140V87H139ZM139 88H138V89H139ZM147 88H143V90H144V89H147ZM175 88H176V87H175ZM175 88H174V89H175ZM230 88H232V87H230ZM7 89H8V88H7ZM9 89H10V88H9ZM48 89H49V88H48ZM51 89H52V88H51ZM65 89H66V88H65ZM76 89H77V88H76ZM76 89H75V90H76ZM90 89H91V88H90ZM99 89H100V88H99ZM161 89H162V88H161ZM166 89H167V87H166ZM4 90H5V89H4ZM13 90H16V89H12V92H13ZM39 90H40V89H39ZM45 90H46V88H45ZM45 90H44V91H45ZM67 90H68V89H67ZM67 90H66V92H67ZM69 90H70V89H69ZM86 90H87V89H86ZM88 90H89V89H88ZM88 90H87V91H88ZM130 90H131V89H130ZM140 90H141V89H140ZM143 90H142V91H143ZM149 90H150V88L148 89V91H149ZM151 90H152V89H151ZM5 91H6V90H5ZM28 91H29V90H28ZM30 91H32V90H30ZM64 91H65V90H64ZM70 91H72V90H70ZM73 91H74V90H73ZM80 91H81V90H80ZM89 91H90V90H89ZM89 91H88V92H89ZM138 91H139V90H138ZM138 91H136V92H138ZM148 91H147V92H148ZM152 91H153V90H152ZM183 91H184V90H183ZM240 91H241V90H240ZM12 92H11V93H12ZM41 92H42V91H41ZM41 92H40V93H41ZM76 92H78V90H77ZM84 92H85V90H84ZM94 92H96V91L94 90ZM99 92H100V91H99ZM99 92H98V93H99ZM101 92H102V91H101ZM103 92H106V90H105V91L103 90ZM158 92H159V91H158ZM167 92H168V91H167ZM178 92H179V91H177V93H178ZM205 92H206V91H205ZM5 93H6V92H5ZM9 93H10V92H9ZM9 93H8V94H9ZM11 93H10V94H11ZM20 93H21V91H20ZM27 93L29 94V92H27ZM40 93H39V95H40ZM74 93H75V91H74ZM78 93H79V92H78ZM85 93H86L87 95L89 94V93H87V92H85ZM108 93H109V92H108ZM141 93H143V92H141ZM149 93H150V92H149ZM171 93H172V92H171ZM24 94H25V93H24ZM43 94H46V93L44 92ZM58 94H59V93H58ZM83 94H84V93H83ZM129 94H130V93H129ZM132 94H133V93H132ZM135 94H136V93H135ZM173 94H174V91H173ZM201 94H203V92H202ZM0 95H1V94H0ZM35 95H38V94H35ZM35 95H34V96H35ZM50 95H52V94H50ZM50 95H49V96H50ZM60 95H61V93H60ZM66 95H67V94H66ZM74 95H76L75 98L78 97V96H77V95H78L77 93H75ZM74 95H73V96H74ZM102 95H106V94L104 93V94H102ZM110 95L112 96L113 94L110 93ZM117 95H118V94H117ZM137 95H138V94H137ZM148 95H149V94H148ZM150 95H152V96H151V99H152V97H153L154 94L151 92ZM158 95H159V94H158ZM163 95H165V92L163 93ZM166 95H167V94H166ZM179 95L181 96L182 93H179ZM6 96H7V95H6ZM30 96H31V95H30ZM34 96H33V97H34ZM55 96H56V95H55ZM57 96H59V95H57ZM62 96H63V95H62ZM81 96H82V95H81ZM97 96H98V95H97ZM97 96H96V100H98V99H97ZM123 96H124V95H123ZM132 96H134V98H135V95H132ZM132 96H131V97H132ZM139 96H141V95H138V97H139ZM159 96H160V95H159ZM161 96H162V95H161ZM171 96H173V95L171 94ZM171 96H170V97H171ZM174 96H176V95H174ZM1 97H3V96H1ZM4 97H5V96H4ZM13 97H14V96H13ZM35 97H36V96H35ZM37 97H41V96H37ZM43 97L46 98V97H47V94H46L45 96H43ZM43 97H42V98H43ZM60 97H61V96H60ZM69 97H70V94H69ZM100 97H101V96H100ZM100 97H99V98H100ZM109 97H110V96H109ZM131 97H130V98H131ZM141 97H142V96H141ZM162 97H163V96H162ZM182 97H183V96H182ZM205 97H206V96H205ZM222 97H223V96H222ZM20 98H21V97H20ZM20 98H18V99H20ZM47 98H48V97H47ZM53 98H54V95H53ZM53 98H52V99H53ZM61 98H62V97H61ZM63 98H64V97H63ZM63 98H62V99H63ZM115 98H116V97H115ZM136 98H137V97H136ZM142 98H143V97H142ZM144 98H146V95L144 96ZM155 98H156V97H155ZM157 98H158V97H157ZM164 98H165V97H163V99H164ZM171 98H172V97H171ZM176 98H177V97H175L174 99H176ZM195 98H196V97H195ZM6 99H7V98H6ZM12 99H14V98H12ZM22 99H23V98H22ZM105 99H106V98H105ZM126 99H128V97H127ZM137 99H138V98H137ZM140 99H141V98H140ZM151 99H149V96H148V100H151ZM190 99H191V98H190ZM32 100H34V98H33ZM38 100H40V98H38ZM38 100H37V101H38ZM67 100H69V98H68ZM94 100H95V99H94ZM96 100H95V101H96ZM100 100H101V99H100ZM153 100H154V99H153ZM171 100H172V99H171ZM178 100H179V99H178ZM181 100H182V99H181ZM183 100H184V99H183ZM192 100H193V99H192ZM195 100H196V99H194V102H195ZM201 100H202V99H201ZM201 100H200V101H201ZM6 101H7V100H6ZM6 101H5V102H6ZM12 101H13V100H12ZM29 101H30V100H29ZM44 101H45V100H44ZM46 101H47V99H46ZM61 101H62V100L60 99V101H58V102L61 103ZM64 101H65V100H64ZM64 101H62V102H64ZM73 101H74V100H73ZM82 101H83V100H82ZM84 101H85V100H84ZM87 101H88V100H87ZM87 101H86V102H87ZM129 101H133V100H130V99H129ZM134 101H135V99H134ZM141 101H142V99H141ZM141 101H139V102H141ZM144 101H145V99H144ZM187 101H188V100H187ZM189 101H190V100H189ZM198 101H199V100H198ZM198 101H197V102H198ZM231 101H232V100H231ZM8 102L10 103V101H8ZM30 102H31V101H30ZM74 102H75V101H74ZM86 102H85V103H86ZM96 102H97V101H96ZM101 102H102V101H101ZM150 102H152V100H151ZM153 102H154V101H153ZM158 102L160 103V100H159ZM173 102H174V101H173ZM175 102L177 103L178 101L175 100ZM179 102H180V101H179ZM24 103H28V101H27V102H24ZM24 103H23V104L20 103V104H21V105H25ZM39 103H40V101H39ZM43 103H44V102H42L41 104H43ZM60 103H59V106H60ZM72 103H73V102H72ZM90 103H91V102H90ZM97 103H99V102H97ZM106 103H107V102H106ZM111 103H112V102H111ZM142 103H144V102H141V104H142ZM200 103H203V102H200ZM204 103H206V102H204ZM204 103H203V104H204ZM3 104H4V102H2L1 106H2ZM5 104H6V106H7V103H5ZM12 104H13V103H12ZM81 104H82V103H81ZM87 104H88V103H87ZM87 104H84V105H87ZM93 104H94V103H93ZM104 104H105V103H104ZM141 104H140V105H138V104H134V105H138L139 107H142ZM155 104H157V103H155ZM161 104H164V103H161ZM167 104H168V103H167ZM170 104H172V103H170ZM170 104H168V105H170ZM174 104H175V103H174ZM179 104H180V103H179ZM185 104H186V102H185ZM189 104H190V102H189ZM17 105H19V104L17 103L16 106H17ZM68 105H69V104H68ZM71 105H72V104H71ZM75 105H76V104H75ZM75 105H74V106H75ZM94 105H95V104H94ZM121 105H122V104H121ZM128 105H130V104H128ZM131 105H132V104H131ZM134 105H133V106H134ZM142 105H143V104H142ZM144 105H145V103H144ZM168 105H167V106H168ZM194 105H195V104H194ZM1 106H0V107H1ZM14 106H15V105H14ZM14 106H13V107H14ZM59 106H58V107H59ZM61 106H62V105H61ZM61 106H60V107H61ZM79 106H80V105H79ZM79 106H78V107H79ZM99 106H100V105H99ZM110 106H111V105H109V108H110ZM138 106H137V107H138ZM171 106H172V105H171ZM179 106H182V105H179ZM200 106H201V105H200ZM208 106H209V105H208ZM208 106H207V108H208ZM2 107H3V106H2ZM4 107H5V106H4ZM22 107H23V106H22ZM71 107H72V106H71ZM84 107H85V106H84ZM86 107L90 108V105H89V106H86ZM93 107H94V106H93ZM95 107H96V106H95ZM100 107H101V106H100ZM107 107H108V106H106L105 108H107ZM126 107H127V106H126ZM126 107H125V109H126ZM144 107H145V106H144ZM144 107H143L142 109H144ZM147 107H148V106H147ZM164 107H165V106H164ZM182 107H183V106H182ZM8 108H9V107H8ZM55 108H56V107H55ZM73 108H75L76 110L78 109L77 107H73ZM96 108H97V107H96ZM105 108H104V111L106 112V109H105ZM116 108H117V107H116ZM116 108H115V109H116ZM131 108H132V107H131ZM148 108H149V107H148ZM159 108H160V107H159ZM180 108H181V107H180ZM183 108H185V107H183ZM183 108H182V109H183ZM187 108H188V105H187L186 109H187ZM198 108H199V107H198ZM201 108H202V107H201ZM209 108H210V107H209ZM5 109H6V108H5ZM20 109H21V108H20ZM24 109H25V108H24ZM69 109H70V108H69ZM75 109H74V110H75ZM82 109H83V107H82ZM97 109H98V108H97ZM102 109H103V105H102ZM129 109H130V108H129ZM140 109H141V108H140ZM199 109H200V108H199ZM0 110H1V108H0ZM3 110H4V108H3ZM70 110H71V109H70ZM76 110H75V112L73 111V112L75 113V115H76V113H77ZM83 110L85 111V110H87V109L84 108ZM94 110H95V109H94ZM98 110H99V109H98ZM111 110H112V109H109V111H111ZM133 110H136V109H133ZM146 110H147V109H146ZM175 110H176V109H175ZM184 110H185V109H184ZM187 110L189 111V109H187ZM10 111H11V110H10ZM16 111H17V110H16ZM25 111H26V110H25ZM63 111H64V110H62V111H60V112H63ZM84 111H83L82 113H84ZM104 111H103V114H104ZM118 111H119V110H118ZM126 111L129 112V110H126ZM157 111H158V110H157ZM177 111H179V109H178ZM181 111H182V110H181ZM200 111H201V110H200ZM234 111H235V110H234ZM1 112L3 113L4 111H1ZM6 112H7V111H6ZM18 112H19V110H18ZM20 112H21V111H20ZM27 112H28V110H27ZM27 112H26V113H27ZM49 112H50V111H49ZM60 112H58V113H60ZM64 112H65V111H64ZM64 112H63V113H64ZM67 112H69V111H67ZM67 112H65V113H67ZM71 112H72V110H71ZM71 112H70V113H71ZM79 112H80V111H79ZM89 112L91 113V111H89ZM92 112H93V111H92ZM115 112H117V111H115ZM144 112H145V111H144ZM165 112H166V111H165ZM182 112H183V111H182ZM182 112H181V114H182ZM185 112H187V111H185ZM185 112H184V113H185ZM15 113H16V112H15ZM50 113H53V112L51 111ZM50 113H49V115L46 113L47 116H50ZM65 113H64V114H65ZM74 113H73V114H74ZM87 113H88V112H87ZM90 113H88V114H85V113H84V114H85V116H86V115H89ZM123 113H124V112H123ZM131 113H132V112H131ZM147 113H148V112H147ZM168 113H169V112H168ZM189 113H190V112H189ZM13 114H14V113H13ZM16 114H17V113H16ZM19 114H20V113H19ZM35 114H36V113H35ZM46 114L43 113L42 115L45 116ZM60 114H62V113H60ZM64 114H63V115H64ZM121 114H122V113H121ZM132 114H133V113H132ZM152 114H153V113H152ZM163 114H164V112H163ZM11 115H12V114H11ZM21 115H23V114H21ZM24 115H25V114H24ZM33 115H34V114H33ZM40 115H41V114H40ZM53 115H54V114H53ZM68 115H69V114H68ZM70 115H71V114H70ZM77 115H78V114H77ZM81 115H83V114H81ZM81 115L79 114V117H80ZM101 115H102V113H101ZM107 115H108V114H107ZM109 115H113V114H109ZM109 115L107 116L108 118H109ZM117 115H118V114H117ZM123 115H124V114H123ZM130 115H131V114H130ZM133 115H134V114H133ZM133 115H131V116L133 117ZM135 115H136V114H135ZM141 115H142V114H141ZM192 115H193V114H192ZM7 116H8V114H7ZM9 116H10V115H9ZM18 116L20 117V118H18V119H21L22 116H20V115H18ZM60 116H61V115L58 116V117H59V120H61ZM83 116H84V115H83ZM91 116H92V115L90 114V117H91ZM119 116H120V114H119ZM119 116H117V117H119ZM125 116H126V115H125ZM131 116H129V117H131ZM152 116H153V115H152ZM193 116L196 117V115H193ZM193 116H192V117H193ZM1 117H2V115H1ZM4 117H5V116H4ZM13 117H16V118H17V116H15V114L13 115ZM29 117H30V116H29ZM37 117H38V116H37ZM50 117H52V116H50ZM58 117H57V118H58ZM61 117H63V116H61ZM71 117H72V115H71ZM94 117H97V114H96V116H95V114H94ZM102 117H103V116H102ZM113 117H114V116H113ZM113 117H112V118H113ZM117 117H116V118H117ZM122 117H123V116H122ZM126 117H127V116H126ZM129 117H128V118H129ZM137 117H139V116H137ZM218 117H220V116H218ZM8 118H9V117H8ZM22 118H23V117H22ZM27 118H28V117H27ZM39 118H40V117H39ZM39 118H38V119H39ZM41 118H42V117H41ZM48 118H49V117H48ZM63 118L65 119V117H63ZM63 118H62V119H63ZM72 118H73V117H72ZM97 118H98V117H97ZM97 118H96V119H97ZM120 118H121V117H120ZM128 118H127V120H128ZM140 118H141V116H140ZM142 118H143V117H142ZM159 118H160V117H159ZM201 118H202V117H201ZM214 118H215V117H214ZM221 118H222V117H221ZM2 119H3V118H2ZM2 119H0V120H2ZM11 119H12V118H11ZM18 119H17V120H18ZM23 119H24V118H23ZM23 119H22V120H23ZM75 119H76V118H75ZM100 119H102V121H103V118H100ZM130 119H131V118H130ZM147 119H148V118H147ZM153 119H154V118H153ZM174 119H175V118H174ZM174 119H173V121H174ZM176 119H177V118H176ZM197 119H198V118H197ZM203 119H206V118H203ZM209 119H210V118H209ZM209 119H207V120H209ZM216 119H217V118H215V120H216ZM218 119H220V118H218ZM25 120H26V119H25ZM32 120H35L34 117H33ZM39 120H40V119H39ZM45 120H46V119H45ZM47 120H48V119H47ZM66 120H67V119H65V121H66ZM76 120H77V119H76ZM79 120L81 121V118H79ZM86 120L88 121V118H87V117H85V121H86ZM104 120H105V119H104ZM109 120H110V118H109ZM125 120H126V119H125ZM134 120H136L135 117H134ZM150 120H151V119H150ZM158 120H159V119H158V117H157V121H158ZM169 120H170V119H169ZM169 120H168V121H169ZM177 120H178V119H177ZM192 120H193V119H192ZM195 120H196V119H195ZM195 120H194V121H195ZM207 120H206V121H207ZM9 121H10V120H9ZM26 121H29V120L27 119ZM41 121H42V120H40V123H41ZM48 121H49V120H48ZM57 121H58V120H57ZM61 121H62V122H65V121H63V120H61ZM92 121H93V118H92ZM92 121H91V122H92ZM94 121H95V119H94ZM94 121H93V122H94ZM102 121H101V122H102ZM110 121H111V120H110ZM113 121H114V120H113ZM129 121H130V120H129ZM131 121H132V120H131ZM154 121H155V120H154ZM194 121H193V122H194ZM197 121L199 122V120H197ZM201 121H202V120H201ZM203 121H205V120H203ZM0 122H1V121H0ZM18 122H19V120H18ZM29 122H30V121H29ZM29 122H28V123H29ZM31 122H32V121H31ZM31 122H30V123H31ZM33 122H35V121H33ZM43 122H44V121H42V123H43ZM46 122H47V121H46ZM66 122H68V121H66ZM66 122H65V123H66ZM76 122L78 123L79 121H76ZM83 122H84V121H83ZM96 122H97V121H96ZM99 122H100V121H99ZM104 122H105V121H104ZM122 122H124V121H122ZM160 122H161V121H159V123H160ZM171 122H172V121H171ZM193 122H192V123H193ZM212 122H213V121H212ZM256 122H257V121H256ZM16 123H17V122H16ZM20 123H22V122H20ZM28 123H27V124H28ZM36 123H37V121H36ZM44 123H45V122H44ZM44 123H43V124H44ZM56 123H57V122H56ZM60 123H61V122H60ZM68 123H69V122H68ZM107 123H108V122H107ZM112 123H113V122H112ZM124 123H125V122H124ZM131 123H132V122H131ZM137 123H138V121H137ZM137 123H136V124H137ZM149 123H150V122H149ZM182 123H183V122H182ZM184 123H185V122H184ZM184 123H183V124H184ZM186 123H187V122H186ZM186 123H185V124H186ZM190 123H191V121H189V125H190ZM210 123H211V122H210ZM230 123H231V122H230ZM1 124H2V123H1ZM47 124H48V123H47ZM83 124H84V123H83ZM83 124H82V123H81V124L79 123V125H81V127H82ZM97 124H98V123H97ZM97 124H94V125H97ZM164 124H166V123L164 122ZM55 125H56V124H55ZM59 125H60V124H59ZM64 125H65V124H64ZM77 125H78V124H77ZM85 125H86V124H85ZM89 125H90V124H88V126H89ZM94 125H93V127H94ZM112 125H113V124H112ZM137 125H138V124H137ZM147 125H148V124H146L145 126L147 127ZM156 125H157V122H156ZM174 125H177V124H174ZM178 125H180V124H178ZM187 125H188V123H187ZM187 125H185V126L187 127ZM189 125H188V128H189ZM195 125H196V124H195ZM206 125H207V124H206ZM227 125H228V124H227ZM1 126H2V125H0L1 132H2L3 130H5V128L8 129L7 126L5 127V126L3 125V126L5 127V128L3 127L4 129H2ZM18 126H19V125H18ZM20 126H21V124H20ZM22 126H25V127H26L25 123H24V125L22 124ZM22 126H21V127H22ZM27 126H28V125H27ZM38 126H39V125H38ZM43 126H44V125H43ZM61 126H62V125H61ZM91 126H92V125H91ZM110 126H111V124H110ZM149 126H150V125H148V127H149ZM153 126H154V125H153ZM169 126H170V125H169ZM191 126H192V125H191ZM191 126H190V128H191ZM197 126H200V125H197ZM202 126H203V125H202ZM47 127H49V125H48ZM52 127L54 128V126H52ZM52 127H51V131H52V129H53ZM65 127H66V126H65ZM68 127H69V125H68ZM68 127H67V128H68ZM156 127H157V126H156ZM162 127H163V126H162ZM180 127H181V126H180ZM180 127H178V128H180ZM183 127H184V126H183ZM203 127H204V126H203ZM207 127H208V126H207ZM215 127H216V126H215ZM226 127H227V126H226ZM18 128H19V127H18ZM23 128H24V127H23ZM31 128H32V127H31ZM34 128H36V127H34ZM34 128H32V129H34ZM44 128H45V127H44ZM78 128H80V127H78ZM86 128H87V127H86ZM101 128H102V127H101ZM104 128H105V127H104ZM104 128H102V129H104ZM113 128H114V127H113ZM113 128H112V129H113ZM170 128H171V127H170ZM175 128H177V127L175 126ZM175 128H174V129H175ZM181 128H182V127H181ZM184 128H185V127H184ZM184 128H183V129H184ZM258 128H259V127H258ZM7 129H6V130H7ZM14 129H16V128L14 127ZM26 129H27V128H26ZM36 129H37V128H36ZM41 129H43V128L41 127ZM46 129H47V128H45V130H46ZM60 129H61V128H60ZM82 129H84V127L81 128L80 130H82ZM87 129L90 130L89 128H87ZM91 129H92V127H91ZM96 129H100V128H96ZM106 129H107V128H106ZM138 129H139V126H138ZM141 129H142V128H141ZM156 129H157V128H156ZM159 129H160V128H159ZM172 129H173V128H171V130H172ZM183 129H181V130L183 131ZM191 129H192V128H191ZM197 129H198V128H197ZM212 129H213V128H212ZM238 129H241V128L239 127ZM238 129L236 128V130H238ZM245 129H246V128H245ZM9 130H10V129H9ZM11 130H12V129H11ZM18 130H19V129H18ZM20 130H21V129H20ZM23 130H24V129H23ZM30 130H31V129H30ZM38 130L40 131V129H38ZM61 130H62V129H61ZM63 130H64V127H63ZM70 130H72V129L70 128ZM80 130H79V132H80ZM148 130H149V129H148ZM166 130L170 131L169 129H166ZM226 130H227V129H226ZM253 130H254V129H253ZM259 130H261V128H259ZM259 130H258V131H259ZM263 130H264V129H263ZM16 131H17V130H16ZM16 131H15V132H16ZM34 131H35V130H34ZM34 131H32L33 134H34L35 132H37V130H36L35 132H34ZM42 131H44V130H42ZM42 131H41V132H42ZM51 131H49L48 133H50ZM54 131H55V129H54ZM54 131H53V132H54ZM66 131H69V128L66 129ZM102 131H104V130H102ZM108 131H109V130H108ZM112 131H113V130H112ZM137 131H139V130H137ZM146 131H147V130H146ZM156 131H157V130H156ZM175 131H176V130H175ZM185 131H186V130H185ZM187 131H188V130H187ZM210 131H211V129H210ZM216 131H217V130H216ZM261 131H262V130H261ZM3 132H4V131H3ZM7 132H8V131H7ZM9 132H10V131H9ZM41 132H40V134H39V136H38V137H39L38 140L40 139V135H41V136L44 135V133L42 134ZM53 132H52V133H53ZM57 132H58V131H57ZM64 132H65V131H64ZM75 132H76V131H75ZM82 132H83V130H82ZM87 132H88V131H87ZM87 132H86V133H87ZM97 132H99V131L97 130ZM97 132H96V133H97ZM113 132H115V131H113ZM151 132H152V131H151ZM159 132H161V130L158 131V133H159ZM162 132H165V131H162ZM173 132H174V131H173ZM173 132H170V133L173 134ZM212 132H213V130H212ZM218 132H219V134H221V133H220L221 131H218ZM250 132H251V131H250ZM11 133H12V131L10 132V135H11ZM20 133H21V132H20ZM45 133H47V132L45 131ZM55 133H56V131H55ZM66 133H68L69 135H71L69 132H66ZM71 133H72V131H71ZM73 133H74V132H73ZM92 133H93V132H92ZM99 133H100V132H99ZM99 133H98V134H99ZM138 133H139V132H138ZM141 133H142V131H141ZM147 133H149V132H147ZM158 133H157V135L160 134V133H159V134H158ZM254 133H255V130H254ZM257 133H258V132H257ZM259 133H260V132H259ZM13 134H14V131H13ZM37 134H38V132H37ZM37 134H36V136H37ZM50 134H51V133H50ZM50 134H47V135L50 136ZM60 134H61V133H60ZM84 134H85V133H84ZM102 134H103V132H102ZM104 134H105V132H104ZM115 134H116V133H115ZM135 134H136V131H135ZM139 134H140V133H139ZM174 134H175V133H174ZM174 134H173V135H174ZM202 134H203V133H202ZM228 134H230V133L228 132ZM244 134H245V133H244ZM255 134H256V133H255ZM10 135H9V136H10ZM18 135H19V134H18ZM22 135H23V134H22ZM47 135H46V136H47ZM51 135H52V134H51ZM55 135H56V134H55ZM55 135H54V133H53V136H54V137H55ZM57 135H58V133H57ZM89 135H90V134H89ZM148 135H149V134H148ZM150 135H152V134H150ZM150 135H149V138H150ZM153 135H154V134H153ZM161 135H162V134H161ZM164 135H165V134H164ZM164 135H163V136H164ZM168 135H169V132H168ZM173 135H171L170 138H172ZM249 135H250V134L248 133L246 136H249ZM30 136H31V135H30ZM34 136H35V135H34ZM66 136H67V135L63 136L64 140H65V137H66ZM87 136H88V134H87ZM143 136H145V135L143 134ZM154 136H155V135H154ZM216 136H219V135L217 134ZM216 136H214V137H216ZM244 136H245V135H244ZM11 137H12V136H11ZM14 137H15V136H14ZM20 137H21V136H20ZM51 137H52V136H51ZM61 137H62V136H61ZM61 137H60V138H61ZM68 137L71 138L70 136H68ZM68 137H67V138H68ZM72 137H73V136H72ZM74 137H75V136H74ZM82 137H83V136H82ZM90 137H91V136H90ZM90 137H89V139H90ZM94 137H95V136H93V138H94ZM102 137H105V136L102 135ZM133 137H134V136H133ZM145 137H147V136H145ZM145 137H144V138H145ZM158 137H159V136H158ZM164 137H165V136H164ZM166 137H167V133H166ZM207 137H208V136H207ZM209 137H210V136H209ZM209 137H208V139H209ZM250 137H251V136H250ZM27 138H29V136H27ZM57 138H59V137H57ZM69 138H68V139H69ZM75 138H76V137H75ZM77 138H78V137H77ZM86 138H87V137H86ZM93 138L90 139V140H92V142L94 141ZM106 138H107V137H106ZM135 138H136V136H135ZM138 138H139V140H140V138H143V137L141 136V137H138ZM151 138H152V137H151ZM154 138H155V137H154ZM160 138H161V136H160ZM162 138H163V137H162ZM184 138H185V137H184ZM212 138H213V137H212ZM244 138H245V137H244ZM9 139H10V138H9ZM9 139H8V140H9ZM11 139H13V138H11ZM15 139H16V138H15ZM21 139H26V137H25V138H24V137H23V138L21 137ZM35 139H36V138H35ZM46 139H47V138H46ZM46 139H45V140H46ZM49 139H50V137H49ZM51 139H52V138H51ZM51 139H50V142H52V144H53L55 138H53L54 140H52V141H51ZM83 139H84V138H83ZM89 139L87 140L88 143H89ZM104 139H105V138H104ZM158 139H159V138H158ZM164 139H165V138H164ZM205 139H207V138H205ZM210 139H211V138H210ZM6 140H7V138H6ZM6 140H5V141H6ZM8 140H7V141H8ZM16 140H17V139H16ZM19 140H20V138H19ZM41 140L44 142L43 139H41ZM59 140H63V139L61 138V139H59ZM73 140H74V139H73ZM127 140H128V139H127ZM130 140H131V139H130ZM130 140H129V141H130ZM133 140L135 141L136 139H133ZM149 140H150V139H149ZM155 140H156V139H155ZM9 141H10V140H9ZM17 141H18V140H17ZM23 141H24V140H23ZM23 141H22V142H23ZM27 141H28V140H26V142H27ZM34 141H35V140H34ZM34 141L31 139V142H32V143H33ZM36 141H37V140H36ZM36 141H35V142H36ZM39 141H40V140H39ZM69 141H70V139H69ZM82 141H84V140H82ZM82 141L80 140V142H82ZM131 141H132V140H131ZM157 141H158V140H157ZM163 141H164V140H163ZM168 141H169V140H168ZM218 141H219V139H218ZM245 141H246V140H245ZM258 141H261V140H258V139H257V142H258ZM12 142H13V141H12ZM26 142H25V144H26ZM29 142H30V138H29ZM43 142H41V144H42ZM50 142H48V144H49ZM56 142H57V141H56ZM56 142H55V143H56ZM60 142L62 143V141H60ZM95 142H96V141H95ZM121 142H123V141H121ZM132 142H133V141H132ZM142 142H143V139H142ZM142 142H141V143H142ZM144 142H145V141H144ZM185 142H186V140H185ZM216 142H217V141H216ZM3 143H4V142H3ZM10 143H11V142H10ZM15 143H16V142H15ZM19 143H20V141H19ZM32 143H31V145H32ZM38 143H39V142L37 141V143H35V146H36V144H38ZM45 143H46V142H45ZM45 143H44V145H45ZM63 143H65V141H64ZM84 143H85V142H84ZM84 143H83V144H84ZM135 143H136V142H135ZM168 143H169V142H167V144H168ZM179 143H180V142H179ZM204 143H205V142H204ZM242 143H244V142H242ZM23 144H24V143H23ZM28 144H29V143H27L26 145L29 146ZM48 144H47V145H48ZM52 144H51V143L49 144V145H51V146H50V148H49V146H48V149H52V148H53V146H54L55 144H53V145H52ZM73 144H74V143H73ZM73 144H72V145L70 144L71 148L73 147ZM92 144H93V143H92ZM92 144H91V145H92ZM95 144H96V143H95ZM118 144H119V142H118ZM133 144H134V143H133ZM181 144H182V143H181ZM212 144H213V143H212ZM216 144H217V143H216ZM244 144H245V143H244ZM244 144H242V145H244ZM1 145H2V144H1ZM6 145H7V144H5V147H6ZM14 145H18V144H14ZM14 145H13V146H14ZM31 145H30V146H31ZM38 145H39V144H38ZM47 145H45V146H47ZM68 145H69V143H68ZM81 145H82V144H81ZM81 145H80V146H81ZM93 145H94V144H93ZM96 145H97V144H96ZM96 145H95V146H96ZM176 145H177V143H176ZM239 145H240V144H239ZM247 145H248V144H247ZM260 145H261V144H260ZM30 146H29V147H30ZM32 146H34V144H33ZM41 146H42V145H41ZM45 146H44V148H45ZM60 146H63V145L60 144ZM60 146H59V147H60ZM86 146H87V145H85V147H86ZM89 146H90V145H89ZM95 146H94V147H95ZM97 146H98V145H97ZM97 146H96V147H97ZM99 146H100V145H99ZM99 146H98V147H99ZM114 146H115V145H113V146H111V147H114ZM121 146H122V145H121ZM125 146H126V145H125ZM139 146H141V145H139ZM168 146H169V145H168ZM182 146H183V145H182ZM218 146H219V145H218ZM2 147H3V146H2ZM19 147H20V146H19ZM19 147H18V146H14L15 149H16V148H19ZM63 147H64V146H63ZM63 147H62L61 149H63ZM77 147L79 148V146H77ZM85 147H84V149H85ZM87 147H88V146H87ZM87 147H86V149H88ZM94 147L92 146L93 150L96 148V147H95V148H94ZM144 147H145V146H143V148H144ZM169 147H170V146H169ZM176 147H177V146H176ZM176 147H175V148H176ZM248 147H249V145H248ZM261 147H262V146H261ZM11 148H12V147H11ZM14 148H12V150H11V149H8V150L13 151V150H15ZM32 148H34V150L36 151L35 147H32ZM40 148H41V147H40ZM55 148H56V147H55ZM66 148H67V147H66ZM71 148H70V149H71ZM82 148H83V147H82ZM90 148H91V147H90ZM90 148H89V149H90ZM92 148H91V150H92ZM99 148H100V147H99ZM123 148H124V147H123ZM134 148H135V147H134ZM145 148H146V147H145ZM172 148H173V147H172ZM238 148H239V147H238ZM251 148H252V146H251ZM255 148H256V147H255ZM20 149H21V148H20ZM26 149H27V150H28V149H31V147H30V148L27 147ZM41 149L43 150V148H41ZM56 149L59 151V148H56ZM56 149H55V150H56ZM64 149H65V148H64ZM73 149H74V148H73ZM73 149H72V150H73ZM76 149H77V148H76ZM101 149H102V148H101ZM119 149H120V148H119ZM141 149H142V148H141ZM173 149H174V148H173ZM173 149H172V150H173ZM249 149H250V147H249ZM249 149H247V150H249ZM257 149H258V148H257ZM1 150H2V152H3L4 149H1ZM8 150H7V151H8ZM44 150L46 151V149H44ZM53 150H54V149H53ZM68 150H69V148L67 149V151H68ZM95 150H97V149H95ZM102 150H103V149H102ZM106 150H107V149H106ZM129 150H131V149H129ZM134 150H135V149H134ZM137 150H138V147H137ZM231 150H232V149H231ZM231 150H229V151H231ZM236 150H237V149H236ZM255 150H256V149H255ZM255 150H253V151H255ZM259 150H261V149L259 148ZM7 151H5V152H7ZM20 151H21V150H20ZM22 151H23V150H22ZM22 151H21V152H22ZM60 151H61V150H60ZM60 151H59V152H60ZM64 151H65V150H64ZM69 151H70V150H69ZM73 151L75 152V150H73ZM100 151H101V150H98V152H99L98 154H101ZM103 151H105V148H104ZM107 151H108V150H107ZM115 151H116V150H115ZM126 151H127V150H126ZM132 151H133V150H132ZM132 151L130 152L131 154H132ZM165 151H167V149H166ZM233 151H234V150H233ZM0 152H1V151H0ZM17 152H18V151H17ZM17 152L15 151V154H16ZM24 152L26 153V150H24ZM29 152H30V150H29ZM29 152H27V153H29ZM32 152H33V150H32ZM39 152H40V149H39ZM46 152L48 153L49 151H46ZM46 152H45V153H46ZM52 152H53V151H52ZM55 152H56V151H55ZM77 152H78V151H77ZM90 152H91V151H90ZM93 152H94V151H93ZM110 152H111V151H110ZM162 152H163V151H162ZM231 152H232V151H231ZM234 152H235V151H234ZM25 153H24V155H26ZM40 153L45 154V153H43V152H40ZM47 153H46V154H47ZM50 153H51V150H50ZM53 153H54V152H53ZM53 153H51V154H53ZM61 153L63 154V152H61ZM61 153H60V154H61ZM67 153H69V152H67ZM72 153H73V152H70L69 154H72ZM75 153H76V152H75ZM103 153H104V152H103ZM107 153H108V152H107ZM140 153H142V152H140ZM163 153H164V152H163ZM235 153H236V152H235ZM237 153H239V152H237ZM21 154H22V153H21ZM21 154H20V155H21ZM33 154H34V153H33ZM33 154L30 153V155H29V154H28V155L31 157V155H33ZM37 154H38V153L36 152V155H33V156H34V157H35V156L37 157ZM48 154H49V153H48ZM51 154H49V155L51 156ZM57 154L59 155V153H57ZM62 154H61V156H62ZM65 154H66V153H64V155H65ZM69 154H68V155H69ZM79 154H80V153H79ZM79 154H78V156H79ZM108 154H109V153H108ZM108 154H107V155H108ZM111 154H112V153H111ZM28 155H27V157H28ZM39 155H40V154H39ZM54 155H56V154H54ZM64 155H63V156H64ZM72 155H73V154H72ZM87 155H89V154H87ZM92 155H93V154H92ZM105 155H106V154H105ZM107 155H106V156H107ZM122 155H123V154H122ZM137 155H138V153H137ZM3 156H4V155H3ZM22 156H23V155H22ZM22 156H21V157H22ZM52 156H53V155H52ZM61 156H60L59 158H61ZM75 156H76V154H75ZM75 156H73V157L75 158ZM78 156H76V158H77ZM95 156H96V155H95ZM95 156H94V157H95ZM100 156H101V155H100ZM120 156H121V155H120ZM222 156H223V155H222ZM236 156H237V155H236ZM262 156H263V155H262ZM262 156H261V157H262ZM1 157H2V156H1ZM21 157H20V158H21ZM24 157L27 158L26 156H24ZM41 157H42V156H40V157H38V158H40V160H41ZM67 157H68V156H67ZM67 157H66V159H67ZM73 157H72V158H73ZM83 157H84V156H82V158H83ZM85 157H86V156H85ZM91 157H93V156H91ZM94 157H93V159H94ZM104 157H105V156H104ZM121 157H123V156H121ZM129 157H130V156H129ZM132 157H133V156H132ZM137 157H139V156H137ZM137 157H136V159H137ZM249 157H250V156H249ZM3 158H4V157H3ZM5 158H8L7 155H6ZM5 158H4V160H5ZM22 158H23V157H22ZM25 158H24V159H25ZM49 158H50V157H49ZM59 158H58V159H59ZM69 158H70V157H69ZM79 158H80V156H79ZM107 158H108V157H107ZM107 158H106V159H107ZM113 158H114V157H113ZM134 158H135V157H134ZM213 158H214V157H213ZM217 158H218V161H219V158H220V157H217ZM223 158H224V157H223ZM237 158H238V157H237ZM251 158H252V156H251ZM24 159H23V161H24ZM33 159H34V158L31 157V160H30V159H29V160L32 161ZM35 159H36V158H35ZM58 159H55V160H53V161H56V160H58ZM80 159H81V158H80ZM80 159H79V160H80ZM83 159H85V158H83ZM103 159H104V158H103ZM109 159H111V158H109ZM126 159H127V158H126ZM141 159H143V156H142ZM144 159H145V158H144ZM210 159H211V158H210ZM249 159H250V158H249ZM249 159H246V160H247V161H250ZM254 159H255V158H254ZM257 159H258V158H257ZM6 160H8V159H6ZM6 160H5V161H6ZM10 160H11V158H10ZM10 160H8V161H9L8 164H9V165H12V164H10V163L12 162V160H11V162H10ZM13 160H14V159H13ZM16 160H17V159H16ZM59 160H60V159H59ZM59 160H58V161H59ZM75 160H76V159H74V161H75ZM79 160H77V161L79 162ZM87 160H88V159H87ZM87 160L85 159L86 164H87V162H88L89 160H91V159H89L88 161H87ZM127 160H128V159H127ZM127 160H126V161H127ZM132 160H133V159H132ZM137 160H138V159H137ZM208 160H209V159H208ZM239 160H240V156H239ZM251 160H252V162H253V159H251ZM18 161H19V159H18ZM21 161H22V160H21ZM21 161H20V163H22ZM33 161H34V160H33ZM50 161H51V162H50ZM53 161H52V160H49L48 162H50V164H51V163H53ZM70 161H71V160H70ZM70 161H69V160L67 161L68 164H69ZM85 161H84V162H85ZM92 161H93V160H92ZM105 161H106V160H105ZM108 161H109V160H108ZM112 161H113V160H112ZM116 161H117V160H116ZM116 161H115V162H116ZM133 161H134V160H133ZM138 161H139V160H138ZM140 161H141V160H140ZM210 161H211V160H210ZM213 161H215V159H213ZM218 161H217V164H219ZM220 161H222V160H220ZM227 161H228V159H227ZM247 161H246V162H247ZM1 162H4V161H1ZM13 162H14V161H13ZM24 162H26V161H24ZM34 162H36V160H35ZM37 162H38V161H37ZM64 162H66V161L61 162V164H64ZM81 162H83V161H80L79 163L81 164ZM109 162L111 163V160H110ZM124 162H125V161H124ZM131 162H132V161H131ZM134 162H135V161H134ZM134 162H133V164H134ZM260 162H261V161H260ZM5 163H6V162H5ZM20 163H19V164H20ZM40 163H41V162H39V164H40ZM56 163H58V162H56ZM76 163H77V162H76ZM88 163H89V162H88ZM102 163H103V162H102ZM104 163H105V162H104ZM106 163H107V162H106ZM122 163H123V160H122ZM137 163H138V162H137ZM221 163H222V162H221ZM223 163H224V159H223ZM234 163H235V162H234ZM248 163H249V162H248ZM2 164H3V163H2ZM43 164H44V163H43ZM50 164L48 163V166H49ZM61 164H60L58 167H60ZM70 164H71V163H70ZM72 164L74 165L75 163L72 162ZM94 164H95V162H94ZM100 164H101V163H100ZM100 164H99V165H100ZM115 164H116V163H115ZM235 164H236V163H235ZM237 164H238V163H237ZM17 165H18V164H16V167H15V168H18ZM35 165L38 166L37 164H35ZM65 165H66V163H65ZM75 165H77V164H75ZM84 165H85V164H84ZM96 165H97V164H96ZM122 165H123V164H122ZM211 165H212V163H211ZM213 165H214V164H213ZM219 165H220V164H219ZM222 165H223V164H222ZM246 165H248V164H246ZM246 165H245V166H246ZM263 165H264V164H263ZM2 166H3V165H2ZM2 166H1V168H2ZM20 166H21V164H20ZM22 166H23V165H22ZM39 166H43V165L40 164ZM46 166H47V165H46ZM50 166H51V165H50ZM50 166H49V168H50ZM54 166H55V164L53 165V167H54ZM80 166H81V165H80ZM80 166H79V167H80ZM87 166H88V165H87ZM94 166H95V165H94ZM100 166H101V165H100ZM111 166H112V165H111ZM117 166H118V165H117ZM120 166H121V165H120ZM217 166H218V165H215V166H214V169H215ZM220 166H221V165H220ZM237 166H238V165H237ZM3 167H5V166H3ZM6 167H7V166H6ZM12 167H13V166H12ZM32 167H33V166H32ZM55 167H56V166H55ZM55 167H54V168H55ZM77 167H78V166H77ZM108 167H109V166H108ZM247 167H248V166H247ZM9 168H10V167H9ZM15 168H14V170H16ZM25 168H26V170H28L29 168H31V166H30V167L28 166V167H25ZM27 168H28V169H27ZM43 168H46V167L44 166ZM54 168H53V169H54ZM63 168H64V167H63ZM68 168H69V167H68ZM71 168H73V167L71 166ZM96 168H97V167H96ZM119 168H120V167H119ZM256 168H257V167H256ZM10 169H13V168H10ZM33 169H34V168H33ZM46 169L48 170V168H46ZM56 169H57V168H56ZM69 169H70V168H69ZM79 169H80V168H79ZM99 169H100V167H99ZM105 169H106V168H105ZM207 169H208V168H206V172H208ZM212 169H213V167H212ZM219 169H220V167H219ZM241 169H242V168H241ZM251 169H252V168H251ZM1 170H2V169H1ZM3 170H5V169L3 168ZM6 170H9V169H6ZM19 170H20V169H19ZM24 170H25V169H24ZM24 170L21 169V171H19V172L22 173ZM26 170H25V171H26ZM30 170H31V171H34L35 169H34V170L30 169ZM40 170H43L42 167H41ZM72 170H73V169H72ZM92 170H93V169H92ZM112 170H113V169H112ZM136 170H137V169H136ZM217 170H218V169H217ZM220 170H221V169H220ZM239 170H240V169H239ZM242 170H243V169H242ZM245 170H246V169H245ZM35 171H37V169H36ZM44 171H45V169H44ZM52 171H54V170H51V172H50V171H49V172L47 171V172H46L47 175H48L49 173H53ZM57 171H58V170H57ZM67 171H68V170H67ZM74 171H75V170H73V173H74ZM77 171H78V170H77ZM85 171H86V170H85ZM85 171H84V172H85ZM120 171H121V170H120ZM123 171H124V170H123ZM138 171H139V170H138ZM212 171H213V170H212ZM247 171H248V170H247ZM247 171H246V173H247ZM249 171H250V170H249ZM254 171H255V170H254ZM256 171H257V170H256ZM14 172H15V171H14ZM38 172H40V171H38ZM61 172H62V171H61ZM63 172H64V174H66V173H69V172H71V171H69V172L63 171ZM75 172H76V171H75ZM93 172H94V171H93ZM100 172H101V171H100ZM121 172H122V171H121ZM203 172H204V171H203ZM206 172H204V173H206ZM209 172H210V170H209ZM242 172H244V171H242ZM258 172H259V170H258ZM0 173H1V171H0ZM2 173H3V172H2ZM5 173H6V172H5ZM5 173H4V174H5ZM23 173H24V172H23ZM25 173H26V172H25ZM57 173H58V172H57ZM77 173H78V172H77ZM77 173H76V175H77ZM118 173H119V172H118ZM136 173H137V172H136ZM233 173H234V172H233ZM13 174H14V173H13ZM16 174H17V173H16ZM16 174H15V175H16ZM18 174H19V173H18ZM34 174L36 175L35 172H34ZM34 174L32 173L33 177L35 176ZM41 174H42V173H41ZM43 174H44V173H43ZM58 174H60V173H58ZM58 174L55 175V177L58 176ZM69 174H71V173H69ZM79 174H80V173H79ZM85 174H86V173H85ZM88 174H89V173H88ZM90 174H91V173H90ZM103 174H105V173H103ZM107 174H108V173H107ZM114 174H115V173H114ZM194 174H195V173H194ZM194 174H193V175H194ZM206 174H208V173H206ZM231 174H232V173H231ZM237 174H238V173H237ZM0 175L3 176L2 174H0ZM22 175H23V174H22ZM32 175L30 174V176H32ZM50 175H51V174H50ZM62 175H63V174H62ZM82 175H84V174H82ZM101 175H102V174H101ZM124 175H125V174H124ZM241 175H242V174H241ZM251 175H254V174H251ZM251 175H250V176H251ZM1 176H0V178H1ZM5 176L7 177V175H4V177H5ZM26 176H27V175H26ZM30 176H29V177H30ZM38 176H39V175H38ZM42 176H43V175H41V178L44 177V176H43V177H42ZM48 176H49V175H48ZM53 176H54V175H53ZM64 176H66V175H64ZM84 176H85V175H84ZM87 176H88V175H87ZM97 176H98V174H97ZM103 176H104V175H103ZM108 176H111V177H112V175H110V174H109ZM108 176H107V177H108ZM4 177H3V178H4ZM6 177H5V178H6ZM8 177H9V175H8ZM10 177H12V176L10 175ZM10 177H9V178H10ZM24 177H25V176H24ZM27 177H28V176H27ZM27 177H26V178H27ZM29 177H28V178H29ZM51 177H52V176H51ZM58 177H59V176H58ZM115 177H116V176H115ZM121 177H122V176H121ZM193 177L195 178V176H193ZM193 177H192V178H193ZM228 177H229V176H228ZM230 177H232V175H230ZM233 177H234V176H233ZM244 177H245V176H244ZM246 177H248L247 174H246ZM17 178H18V177H17ZM19 178H20V177H19ZM19 178H18V179H19ZM41 178L39 177V179H41ZM48 178H50V177H48ZM56 178H57V177H56ZM59 178H60V177H59ZM59 178H57V179H59ZM67 178H68V176H67ZM73 178H75V177H73ZM77 178H78V177H77ZM77 178H75V179H77ZM95 178H97V177H95ZM100 178H101V177H100ZM116 178H117V177H116ZM123 178H124V177H123ZM188 178H189V177H188ZM10 179H11V178H10ZM14 179H15V178H14ZM14 179H13V180H14ZM21 179L24 180L23 177L20 178V180H21ZM29 179H30V178H29ZM44 179H46V178H44ZM44 179H43V180H44ZM50 179H51V178H50ZM89 179H90V178H89ZM103 179H104V178H103ZM117 179H118V178H117ZM128 179H129V178H128ZM227 179H228V178H227ZM236 179H237V178H236ZM246 179H247V178H246ZM253 179H254V178H253ZM1 180H2V179H1ZM3 180H4V179H3ZM8 180H9V179L7 178V180H4L3 182L7 181V182L10 183V180H9V181H8ZM16 180H17V179H16ZM23 180H22V181H23ZM51 180H52V179H51ZM53 180H54V179H53ZM55 180H56V179H55ZM229 180H230V179H229ZM238 180H239V179H238ZM11 181H12V179H11ZM25 181L27 182L28 180L26 179ZM25 181H24V182H25ZM30 181H31V180H30ZM44 181H45V180H44ZM44 181H43V183H44ZM70 181H71V180H70ZM90 181H91V180H90ZM230 181H231V180H230ZM243 181H244V180H243ZM245 181H246V180H245ZM251 181H252V180H251ZM251 181L249 182V184L251 183ZM256 181H258V180H256ZM261 181H263V180H261ZM3 182H2V183H3ZM14 182H15V180H14ZM14 182H12V185H14V184H13ZM19 182H20V181H19ZM38 182H39V181H38ZM38 182H37V183H38ZM40 182L42 183V179H41ZM55 182L57 183V181H55ZM62 182H63V181H62ZM65 182H66V181H65ZM88 182H89V180H88ZM100 182H101V181H100ZM224 182H225V181H224ZM263 182H264V181H263ZM0 183H1V182H0ZM15 183H16V182H15ZM17 183H18V182H17ZM20 183H22V182H20ZM51 183H52V182H51ZM68 183H69V182H68ZM85 183L87 184V182H85ZM227 183H228V182H227ZM235 183H236V182H235ZM235 183H233V184L235 185ZM240 183H241V182H240ZM240 183H239V184H240ZM246 183H248V181H247ZM246 183H245L244 186H246ZM252 183H253V182H252ZM261 183H262V182H261ZM4 184H6V182L3 183V185H1V186H4ZM18 184H19V183H18ZM18 184H17V185H18ZM23 184H24V183H23ZM25 184H26V183H25ZM27 184H28V182H27ZM45 184H46V183H45ZM45 184H44V185H45ZM49 184H50V183H48V185H49ZM62 184H64V183H62ZM62 184H61V185H62ZM93 184H94V182H93ZM93 184H92V186H93ZM215 184H217V183H215ZM239 184H238V185H239ZM258 184H260V183H258ZM8 185H9V184H8ZM12 185H10V187H11ZM21 185H22V184H21ZM21 185L19 184V186H21ZM35 185H36V184H35ZM35 185L33 186L34 189H35V187H36V189H38V187L35 186ZM44 185H42V186L44 187ZM52 185H53V184H51V186H52ZM54 185H56V184H54ZM64 185H66V184H64ZM96 185H97V184H96ZM175 185H176V184H175ZM181 185H182V184H181ZM213 185H214V184H213ZM217 185H218V184H217ZM229 185H231V183H230ZM234 185H233V186H234ZM242 185H243V183H242ZM250 185H251V184H250ZM25 186H26V185H25ZM27 186H28V185H27ZM30 186H31V185H30ZM45 186H46V187H44V188L47 189V185H45ZM75 186H77V185H75ZM75 186H72V187L75 188ZM78 186H79V185H78ZM89 186H90V184H89ZM196 186H197V185H196ZM221 186H222V185H221ZM254 186H255V185H254ZM262 186H263V185H262ZM4 187H5V186H4ZM16 187H17V186H15V189H17ZM22 187H23V186H21V188H22ZM48 187H49V186H48ZM60 187H61V186H60ZM209 187H210V186H209ZM228 187H229V186L227 185V188H228ZM230 187H231V186H230ZM239 187H240V186H239ZM246 187H247V186H246ZM246 187H245V189H246ZM248 187H249V185H248ZM25 188H27V187H25ZM25 188H24V189H25ZM29 188H30V187H29ZM29 188H28V189H29ZM44 188H42V189H44ZM57 188H58V189H62V188H59V187H57ZM79 188H81V186H80ZM222 188H223V187H222ZM225 188H226V186H225ZM243 188H244V187H243ZM257 188H258V187H257ZM259 188H260V186H259ZM1 189H2V188H1ZM3 189H4V188H3ZM3 189H2V190H3ZM19 189H20V187H19ZM19 189H18V190H19ZM24 189H23V191H24ZM30 189H31V188H30ZM32 189H33V188H32ZM72 189H73V188H72ZM90 189H91V187H90ZM105 189L107 190V188H105ZM105 189H104V190H105ZM196 189H197V188H196ZM232 189H233V188H232ZM236 189L239 191V189L237 188V186H236ZM240 189H241V187H240ZM261 189H262V187H261ZM7 190H10V191H11L12 189H11V188L9 189V187H8V189L3 190V191H6L5 194H6L7 192H8V193L10 192V191H7ZM13 190H14V189H13ZM13 190H12V191H13ZM20 190H21V189H20ZM20 190H19V191H20ZM25 190H26V189H25ZM38 190H39V189H38ZM56 190H57V189H56ZM75 190H76V189H75ZM75 190H74V191H75ZM79 190H81V189H79ZM79 190H77V191H79ZM95 190H96V189H95ZM101 190H102V189H101ZM101 190H99V191H101ZM113 190H114V189H113ZM125 190H126V189H125ZM194 190H195V188H194ZM219 190H220V189H219ZM228 190H229V188H228ZM228 190L226 189V191H228ZM234 190H235V189H234ZM234 190H232V191L234 192ZM243 190H244V189H243ZM28 191H29V190H28ZM39 191H40V190H39ZM39 191H38V192H39ZM41 191L44 192V190H41ZM68 191L71 192V193L74 192L73 190H71V191L68 190ZM81 191H82V190H81ZM96 191H97V190H96ZM110 191H112L111 188H110ZM221 191H222V189H221ZM238 191H237V192H238ZM15 192H16V191H15ZM64 192H65V191H64ZM219 192H220V191H219ZM222 192H225V191H222ZM228 192H229L228 194L231 193L230 190H229ZM233 192H232V194H234ZM255 192H256V190H255ZM258 192H259V191H258ZM0 193H2V192H0ZM10 193H11V192H10ZM20 193H21V192H20ZM23 193H27V190H26V192H23ZM34 193H35V192H34ZM46 193H47V192H46ZM46 193H45V194H46ZM74 193H75V192H74ZM82 193H83V192H82ZM98 193H99V192H98ZM104 193H105V191H104ZM192 193H193V191H192ZM220 193H221V192H220ZM250 193H253V192H250ZM11 194H12V193H11ZM11 194H10V195H11ZM18 194H19V193H18ZM21 194H22V193H21ZM37 194H39V193H37ZM40 194H42V193H40ZM45 194H43V196H45ZM72 194H73V193H72ZM79 194H80V193H79ZM94 194H95V193H94ZM205 194H206V193H205ZM225 194H226V193H225ZM256 194H257V193H256ZM3 195H4V192H3ZM19 195H20V194H19ZM19 195H18V197H19ZM23 195H24V194H23ZM31 195H32V194H31ZM35 195H36V194H34V197H35ZM48 195H49V194H48ZM96 195H97V192H96ZM107 195H108V194H107ZM182 195H183V192H182ZM190 195H191V194H190ZM197 195H198V194H197ZM197 195H195V196H197ZM215 195H216V194H215ZM250 195H251V200H252V196L254 197L255 194H254V195H253V194H250ZM250 195L248 194V195H246L245 197H248V196H250ZM5 196H6V195H5ZM14 196H15V195H14ZM14 196H13V197H14ZM16 196H17V195H16ZM28 196H29V195H28ZM39 196H40V195H39ZM79 196H80V195H79ZM81 196H82V195H81ZM83 196H84V195H83ZM100 196H101V195H100ZM156 196H157V195H156ZM158 196H159V195H158ZM195 196H193V197L195 198ZM200 196H201V195H200ZM221 196H222V195H221ZM224 196H225V195H224ZM228 196H229V195H228ZM255 196H256V195H255ZM261 196H262V195H261ZM0 197H1V196H0ZM7 197H8V196H7ZM31 197H32V196H31ZM119 197H120V196H119ZM160 197H161V196H160ZM216 197H217V195H216ZM219 197H220V194H219ZM219 197H218V198H219ZM222 197H223V196H222ZM226 197H227V196H226ZM229 197H231V196H229ZM233 197H234V196H233ZM257 197H259V196L257 195ZM262 197H263V196H262ZM262 197H261V198H262ZM11 198H12V197H11ZM16 198H17V197H16ZM23 198H25V197H23ZM35 198H36V197H35ZM77 198H79V197H77ZM91 198H93V196H92ZM152 198H153V197H151V199H152ZM165 198H166V196H165ZM196 198L198 199V197H196ZM203 198H204V197H203ZM209 198H212V197H209ZM240 198H241V197H240ZM248 198H249V197H248ZM255 198H256V197H255ZM261 198H260V199H261ZM12 199H13V198H12ZM14 199H15V198H14ZM14 199H13V200H14ZM37 199H39V198H36V200H35V199H34V200L37 201ZM40 199H41V198H40ZM42 199H43V197H42ZM69 199H71V197H70ZM101 199H102V198H101ZM117 199H118V198H117ZM148 199H149V198H148ZM148 199L146 200V202H149ZM168 199H170V197H169ZM189 199H190V198H189ZM204 199H206V200L204 201V202H206V201H207V198H204ZM214 199H215V197H214ZM219 199H220V198H219ZM225 199H226V198H224L223 200H225ZM227 199H228V197H227ZM231 199H232V198H231ZM237 199H238V196H237ZM237 199H236V200H237ZM241 199H243V198H241ZM256 199H257V198H256ZM256 199H255V201H256ZM260 199H259V201H260ZM16 200H17V199H16ZM20 200H24V199H20ZM26 200H27V199H26ZM34 200H33V201H34ZM53 200H54V199H53ZM78 200H79V199H78ZM78 200H77V201H78ZM81 200H82V199H81ZM103 200H104V198H103ZM128 200H129V199H128ZM149 200H150V199H149ZM160 200H161V198H160ZM163 200H164V198H163ZM165 200H166V199H165ZM194 200H196V199H194ZM198 200H199V199H198ZM209 200H210V199H209ZM212 200H213V198H212ZM223 200H220V201H223ZM234 200H235V199H233V201H234ZM238 200H239V199H238ZM11 201H12V200H11ZM14 201H15V200H14ZM40 201H42V200H40ZM43 201H44V199H43ZM49 201H50V200H49ZM71 201H72V200H71ZM71 201H70V204H71ZM75 201H76V199H75ZM75 201H74V202H75ZM77 201H76V202H77ZM89 201H90V200H89ZM105 201H106V200H105ZM167 201H168V203H170V201H171V203H172V200H170V201L167 200ZM201 201H202V199H201ZM210 201H211V200H210ZM229 201H230V200H229ZM233 201L231 200L230 203H232ZM243 201H244V200H243ZM246 201H248V200H246ZM261 201H262V200H261ZM22 202H24V201H22ZM22 202H20V203H22ZM25 202H26V201H25ZM25 202L22 203V204L24 205ZM30 202L32 203V199L30 200ZM52 202H54V201H52ZM109 202L111 203V201H109ZM144 202H145V201H144ZM155 202H156V201H154V203H153L152 205L155 206V204H156ZM160 202H161V201H160ZM163 202H164V201H163ZM183 202H184V201H183ZM225 202H226V201H225ZM241 202H242V201H241ZM241 202H239V203H241ZM248 202H250V201H248ZM262 202H263V201H262ZM5 203H6V202H5ZM17 203H19V201H18ZM31 203H30V204H31ZM41 203H42V202H40V204H41ZM72 203H73V201H72ZM82 203H83V202H82ZM126 203H127V202H126ZM130 203H131V202H130ZM161 203H162V202H161ZM171 203H170V204H171ZM184 203H185V202H184ZM194 203H195V202H194ZM206 203H207V202H206ZM236 203H237V201H236ZM255 203H256V202H255ZM255 203H254V204H255ZM6 204H7V203H6ZM11 204H12V202H11ZM30 204H29V205H30ZM33 204H34V203H32V205H33ZM36 204H38V203H36ZM74 204H75V203H74ZM76 204H77V203H76ZM78 204H80V203L78 202ZM104 204H105V202H104ZM106 204L110 205L109 203H107V201H106ZM106 204H105V205H106ZM111 204H113V203H111ZM116 204H118V203H115V205H116ZM177 204H178V203H177ZM181 204H182V203H181ZM181 204H180V206H181ZM241 204H242V203H241ZM263 204H264V203H263ZM14 205H15L14 208H17V207H18V205H17L16 203H15ZM27 205H28V204H27ZM32 205H30V208H32V207H31ZM49 205H50V204H49ZM49 205H48V206H49ZM58 205H59V204H58ZM113 205H114V204H113ZM129 205H130V204H129ZM134 205H135V203H134ZM138 205H139V204H138ZM141 205H142V204H141ZM165 205H166V204H165ZM165 205H164V206H165ZM167 205H168V204H167ZM172 205H173V204H172ZM172 205H171V208H172ZM175 205H176V204H175ZM175 205H174V206H175ZM178 205H179V204H178ZM222 205H224V204H222ZM230 205H231V204H230ZM242 205H243V204H242ZM248 205H249V204H248ZM252 205H253V204H252ZM259 205H261V204H259ZM2 206H4V205L2 204ZM2 206H1V207H2ZM12 206H13V205H12ZM50 206H51V205H50ZM50 206H49V207H50ZM72 206H73V205H72ZM75 206H76V205H75ZM80 206H82V205H80ZM80 206H79V207H80ZM83 206H85V205H83ZM154 206H153V209H151V210H154V209H155ZM156 206H159V204H157ZM161 206H162V205H161ZM176 206H177V205H176ZM199 206H200V205H199ZM224 206H225V205H224ZM263 206H264V205H263ZM1 207H0V208H1ZM6 207H7V206H6ZM9 207H10V206H9ZM45 207H46V206H45ZM51 207H52V206H51ZM59 207H60V206H59ZM73 207H74V206H73ZM79 207H78V208H79ZM85 207H87V206H85ZM98 207H100V206H98ZM107 207H108V206H107ZM132 207H133V206H132ZM132 207H130V208H132ZM135 207H136V206H134V210H135ZM137 207H138V206H137ZM139 207H140V206H139ZM141 207H142V206H141ZM145 207H146V206H145ZM167 207H169V205H168ZM167 207H166V208H167ZM196 207H197V206H196ZM234 207H236V206H234ZM234 207H233V209H236V208H234ZM256 207H258V206H256ZM19 208H20V207H19ZM19 208H17V209H19ZM30 208H29V209H30ZM56 208H57V207H56ZM74 208H75V207H74ZM91 208H92V207H91ZM101 208H102V207H101ZM109 208L111 209V207H109ZM143 208H144V207H143ZM158 208H159V207H158ZM169 208H170V207H169ZM169 208H168V209H169ZM173 208H174V207H173ZM177 208H178V207H177ZM200 208H201V207H200ZM241 208H242V207H241ZM241 208H240V209H241ZM248 208H249V207H248ZM251 208H253V210H254V207H251ZM3 209H4V208H3ZM12 209H13V208H11V210H12ZM20 209H21V208H20ZM39 209H40V208H39ZM81 209H83V208H81ZM89 209H90V208H89ZM104 209H105V208H104ZM106 209H107V208H106ZM168 209H167V211H168ZM228 209H229V208H228ZM240 209H239V210H240ZM258 209L260 210V207H259ZM7 210H8V209H7ZM40 210H41V209H40ZM51 210H52V209H51ZM64 210H65V209H64ZM90 210H91V209H90ZM92 210H93V209H92ZM102 210H103V209H102ZM102 210H101V211H102ZM136 210H137V209H136ZM143 210H144V209H143ZM143 210H142V211H143ZM149 210H150V209H149ZM151 210H150V211H151ZM162 210H163V208H162ZM173 210H174V209H173ZM173 210H171V211L173 212ZM178 210H179V209H178ZM178 210H177V212H178ZM180 210H181V209H180ZM202 210H203V209H202ZM239 210H238V211H239ZM247 210H248V209H247ZM247 210H246V211H247ZM0 211H1L0 213L3 212V210H0ZM9 211H10V210H8V212H9ZM13 211H14V210H13ZM16 211H18V210H15V212H16ZM22 211H23V210H22ZM38 211H39V210H38ZM52 211H53V210H52ZM65 211L67 212L68 210H65ZM113 211H114V210H113ZM132 211H133V210H132ZM132 211H131V212H132ZM142 211H141V212H142ZM156 211L158 212L157 209H156ZM156 211H155V212H156ZM165 211H166V209H165ZM24 212H25V211H24ZM32 212H33V211H32ZM32 212L29 213V214H32ZM34 212H37V211H34ZM47 212H48V211H47ZM77 212H78V211H77ZM77 212H76V214H77ZM81 212H82V211H81ZM104 212H105V211H104ZM135 212H136V211H134V216H135ZM151 212H152V211H151ZM155 212H153V213H155ZM175 212H176V211H175ZM177 212H176V213H177ZM206 212H207V211H206ZM236 212H237V209H236ZM240 212H241V211H240ZM259 212H260V211H259ZM16 213H17V212H16ZM18 213H19V212H18ZM22 213H23V212H22ZM38 213H40V212H38ZM71 213H72V212H71ZM73 213H74V211H73ZM101 213H102V212H101ZM110 213H111V211H110ZM110 213H108V214H110ZM128 213H130V212H129V211L127 212V216H128ZM137 213H138V210H137ZM137 213H136V214H137ZM166 213H167V212H166ZM173 213H174V212H173ZM173 213H171V214H173ZM255 213H256V212H255ZM262 213H264V210H263ZM3 214H5V213L3 212ZM13 214H14V213H13ZM36 214H37V213H36ZM50 214H51V213H50ZM50 214H48V215H49L48 217L51 216ZM62 214L65 215V213H62ZM62 214L59 216L60 218H61ZM69 214H70V213L68 212V217H69L70 215H73V214H70V215H69ZM86 214H87V212H86ZM105 214H106V213H105ZM122 214H123V212H122ZM141 214H143V212H142ZM144 214H145V210H144ZM155 214H156V213H155ZM203 214H204V213H203ZM209 214H210V213H209ZM215 214H216V213H215ZM246 214H247V212H246ZM251 214H252V213H251ZM1 215H2V214H1ZM5 215H7V214H5ZM8 215H9V214H8ZM17 215H18V214H17ZM17 215H16V216H17ZM19 215H20V213H19ZM19 215H18V216H19ZM24 215H26V213H24ZM27 215H28V214H27ZM27 215H26V216H27ZM44 215H45V214H44ZM52 215H53V213H52ZM77 215H78V214H77ZM91 215H92V214H91ZM106 215H107V214H106ZM113 215H114V214H113ZM113 215H112V217H113ZM125 215H126V214H125ZM137 215L139 216V214H137ZM150 215H151V214H150ZM150 215H149V216H150ZM152 215H153V214H152ZM158 215H159V214H158ZM168 215H169V214H168ZM181 215H182V214H181ZM258 215H259V213H258ZM21 216H23V214H22ZM29 216H30V215H29ZM32 216H35V213H34ZM109 216H110V215H109ZM118 216L121 217V215H119V214H118ZM123 216H124V215H123ZM127 216H126V218H127ZM176 216H177V214H176ZM178 216H179V214H178ZM212 216H213V215H212ZM256 216H257V215H256ZM260 216H261V215H260ZM4 217H5V216H4ZM12 217H13V216H12ZM37 217H40V216H37ZM42 217H43V216H42ZM51 217H52V216H51ZM64 217H65V216H64ZM66 217H67V216H66ZM74 217H75V216H74ZM77 217H78V216H77ZM79 217H80V216H79ZM79 217H78V218H79ZM88 217H89V216H87V218H88ZM102 217H103V215H102ZM102 217H101V218H102ZM104 217H105V216H104ZM110 217H111V216H110ZM110 217H109V218H110ZM159 217H160V216H159ZM163 217H164V216H163ZM172 217H173V216H172ZM202 217H203V215H202ZM204 217H205V216H204ZM204 217H203V219H204ZM250 217H251V216H250ZM7 218H8V217H7ZM21 218H22V217H21ZM27 218H28V217H27ZM40 218H41V217H40ZM45 218H46V217H45ZM53 218H55V216H54ZM56 218H58V217H56ZM80 218H81V217H80ZM87 218H85V220H86L87 222H89V221L87 220ZM109 218H108V219H109ZM157 218H158V217H157ZM169 218H170V217H169ZM208 218H210V216H208ZM217 218H218V217H217ZM0 219H1V218H0ZM41 219H42V218H41ZM41 219H40V221H41ZM64 219H65V218H64ZM88 219H90V218H88ZM97 219H98V218H97ZM105 219H106V217H105ZM113 219H114V218H113ZM115 219H116V218H115ZM119 219H120V218H119ZM148 219H149V218H148ZM151 219H152V218H151ZM158 219H159V218H158ZM158 219H157V220H158ZM160 219H161V218H160ZM170 219H171V218H170ZM170 219H169V220H170ZM251 219H254V220H251V221H255V220H256L255 218H251ZM263 219H264V218H263ZM3 220H4V219H3ZM5 220H6V219H5ZM5 220H4V221H5ZM12 220H13V219H12ZM14 220H15V219H14ZM23 220H24V218H23ZM23 220H22V221H23ZM28 220H29V219H28ZM75 220H77V219H75ZM90 220H91V219H90ZM111 220H112V219H111ZM163 220H164V219H163ZM177 220H178V218H177ZM179 220H181V219H179ZM205 220H206V219H205ZM259 220H260V219H259ZM259 220H257V221H259ZM7 221H8V220H7ZM40 221L37 220V222H40ZM42 221H43V220H42ZM79 221H81V220H79ZM79 221H78V222H79ZM86 221H82V222H83V223H84V222L86 223ZM91 221H93V219H92ZM97 221H98V220H97ZM123 221H125V220H123ZM123 221H122V222H123ZM130 221H131V220H130ZM132 221H133V220H132ZM147 221H148V220H147ZM160 221H161V220H160ZM166 221L168 222V220H166ZM171 221H173V220H171ZM175 221H176V217H175ZM207 221H208V220H207ZM213 221H214V220H213ZM219 221H220V220H219ZM219 221H218V222H219ZM262 221H263V220H262ZM5 222H6V221H5ZM26 222H27V221H26ZM52 222H54V221H52ZM57 222H58V220H57ZM94 222H95V221H94ZM111 222H112V221H111ZM125 222H126V221H125ZM134 222H135V220H134ZM137 222H138V221H137ZM141 222H142V221H141ZM150 222H151V221H150ZM155 222H156V221H153V220H152V224L154 223V224H156V226H157V224H159V223H155ZM179 222H180V221H179ZM184 222H185V221H184ZM188 222H189V221H188ZM203 222H205V221H203ZM208 222H210V221H208ZM249 222H250V219H249ZM6 223H7V222H6ZM6 223H5V224H6ZM11 223H12V222H11ZM35 223H36V222H35ZM92 223H93V222H92ZM107 223H108V220H107ZM145 223H146V221H145ZM145 223H143V224H145ZM147 223H148V222H147ZM163 223H164V222H163ZM165 223H166V222H165ZM165 223H164V225H163L162 222H161V224L164 226V228H166V226H165L166 224H165ZM175 223H176V222H175ZM192 223H193V222H192ZM192 223H191V224H192ZM5 224H4V225H5ZM42 224H43V223H42ZM53 224H54V223H53ZM58 224H59V223H58ZM63 224H64V223H63ZM88 224H90V223H87V225H88ZM95 224H97V223H95ZM98 224H100V220H99ZM98 224H97V225H98ZM117 224H118V223H117ZM134 224H135V223H134ZM140 224H141V223H140ZM152 224H151V225H152ZM161 224H160V226H162ZM169 224H170V223H169ZM169 224H168V225H169ZM172 224H173V223H172ZM184 224H185V223H184ZM193 224H194V223H193ZM213 224H214V223H213ZM213 224H212V225H213ZM215 224H216V223H215ZM240 224H243V223H240ZM262 224H263V223H262ZM262 224H261V225H262ZM8 225L10 226V221H9V224H8ZM24 225H25V224H24ZM30 225H31V224H30ZM51 225H52V224H51ZM90 225H91V227L93 226V224H90ZM100 225H101V224H100ZM123 225H124V224H123ZM149 225H150V224L148 223V226H149ZM202 225H203V224H202ZM205 225H206V224H205ZM207 225L210 226V223H208ZM218 225H219V224H218ZM255 225H257V224H255ZM263 225H264V224H263ZM0 226H1V224H0ZM19 226H20V224H19ZM56 226L58 227L57 224H56ZM56 226H55V227H56ZM83 226H84V225H83ZM94 226H95V225H94ZM94 226H93V228H94ZM110 226L112 227V225H110ZM110 226H109V227H110ZM131 226H132V225H131ZM133 226H134V225H133ZM136 226H138V225H136ZM139 226H140V225H139ZM152 226H153V225H152ZM156 226H155V227H156ZM158 226H159V225H158ZM160 226H159V227H160ZM172 226H173V225H172ZM172 226L170 225V227H172ZM215 226H216V225H215ZM229 226H230V225H229ZM243 226H245V225H243ZM2 227H3V225H2ZM4 227H5V229H4V231H5V230L7 229V227H6V226H4ZM21 227H22V229H23V226H21ZM29 227H30V226H29ZM39 227H40V226H39ZM43 227H44V226H43ZM61 227H63V225H62ZM91 227H90V228H91ZM97 227H98V226H97ZM111 227H110V228H111ZM125 227H126V225H125ZM125 227H124V228H125ZM159 227H158V228H159ZM170 227H168V228H170ZM175 227H176V226H175ZM194 227H195V226H194ZM211 227H212V226H210V228H211ZM252 227H253V226H252ZM17 228H18V227H17ZM40 228H41V227H40ZM51 228H52V226H51ZM51 228H50V230H51ZM83 228H84V233H85V232H86V231H85V228H86V227H83ZM87 228H88V227H87ZM100 228H101V226H100ZM104 228H105V227H104ZM104 228L102 229L103 231H104ZM142 228L145 229V226L142 227ZM146 228H148V227L146 226ZM177 228H178V226H177ZM180 228H182V227H180ZM180 228H179V229H180ZM188 228H189V226H188ZM188 228H187V229H188ZM204 228H205V226H204ZM210 228H209V231L211 230ZM263 228H264V227H263ZM0 229H1V228H0ZM10 229H12V228H10ZM10 229H9V230H10ZM13 229H14V231H15V228H13ZM22 229H19V230H22ZM55 229H58V228H55ZM60 229H62V228H60ZM60 229H58V231H60ZM63 229H64V228H63ZM76 229H77V228H76ZM80 229H81V228H80ZM106 229H107V228H106ZM130 229H131V228H130ZM136 229H137V228H136ZM151 229H152V228H151ZM185 229H186V228H185ZM250 229H251V228H250ZM255 229H256V228H255ZM23 230H24V229H23ZM23 230H22V231H23ZM37 230H38V228H37ZM45 230H46V229H45ZM52 230L54 231V229H52ZM65 230H66V229H65ZM65 230H64V231H65ZM73 230H74V229H73ZM77 230H79V228H78ZM77 230H76V231H77ZM100 230H101V229H100ZM108 230H110V229H108ZM114 230H115V228H114ZM118 230H119V229H118ZM122 230H123V228H122ZM149 230H150V229H149ZM158 230L160 231L161 229H158ZM169 230H170V229H169ZM188 230H189V229H188ZM192 230H193V229H192ZM192 230H191V231H192ZM242 230H243V229H242ZM0 231H1V230H0ZM4 231L1 232V233H5ZM12 231H13V230H12ZM25 231H26V230H25ZM25 231H24V232H25ZM48 231H49V230H48ZM69 231H70V230H69ZM71 231H72V229H71ZM97 231H98V229H97ZM126 231H127V229H126ZM162 231H164V230L162 229ZM166 231H167V229H166ZM176 231H177V230H176ZM178 231H179V230H178ZM184 231H185V230H184ZM249 231H250V230H249ZM251 231H252V230H251ZM251 231H250V232H251ZM256 231H257V230H256ZM36 232H37V231H36ZM40 232H42V230H40ZM40 232H38V233H40ZM49 232H50V231H49ZM67 232H68V231H67ZM87 232H88V231H87ZM87 232H86V233H87ZM95 232H96V231H95ZM104 232H105V231H104ZM109 232H110V231H109ZM112 232H113V231H112ZM112 232H111V233H112ZM119 232H120V231H119ZM130 232H131V231H130ZM135 232H136V231H135ZM160 232H161V231H160ZM160 232H159V233H160ZM170 232H172V231H169V233H170ZM188 232H189V231H188ZM188 232H185V233H186L185 235H187ZM241 232H242V231H241ZM262 232H263V231H262ZM1 233H0V234H1ZM8 233H10V231H9ZM14 233H15V232H13L12 235H13ZM20 233H21V232H19V234H20ZM22 233H23V232H22ZM22 233H21V234H22ZM46 233H47V231H46ZM50 233H51V232H50ZM84 233L81 232V236H83ZM96 233H97V232H96ZM99 233H100V232H98L97 234L99 235ZM106 233H107V232H106ZM111 233H110V234H111ZM120 233H121V232H120ZM120 233H119V234H120ZM169 233H168V234H169ZM172 233H174V230H173ZM239 233H240V232H239ZM246 233H247V232H246ZM251 233H252V232H251ZM263 233H264V232H263ZM19 234H18V235H19ZM27 234H28V232H26V235H27ZM62 234H63V231H62ZM65 234H66V233H65ZM72 234H73V233H72ZM110 234H109V235H110ZM115 234H116V233H115ZM127 234H128V233H127ZM166 234H167V233H166ZM170 234H171V233H170ZM174 234H175V233H174ZM174 234H171V235H174ZM181 234H182V233H181ZM189 234H190V233H189ZM228 234H229V233H228ZM243 234H245V233H243ZM252 234H253V233H252ZM3 235L5 236V238L8 237V236L6 237L5 234H3ZM7 235H8V234H7ZM30 235H32V234L30 233ZM30 235H29V236H30ZM35 235H36V234H35ZM37 235L39 236V234H37ZM55 235H56V234H55ZM63 235H64V234H63ZM74 235H75V233H74ZM77 235H78V234H77ZM84 235H85V234H84ZM102 235H103V234H102ZM104 235H105V234H104ZM106 235H107V234H106ZM106 235H105V236H106ZM112 235H113V234H112ZM134 235H137V232L134 233ZM134 235H133L130 239H128V240L133 239ZM159 235H161V234H159ZM185 235H184V236H185ZM216 235H217V234H216ZM58 236H59V234H58ZM61 236H62V235H61ZM78 236H79V235H78ZM86 236H88V235H86ZM96 236H97V235H96ZM96 236H95V237H96ZM110 236H111V235H110ZM129 236H131V233H130ZM139 236H140V234H139ZM150 236H151V235H150ZM188 236H189V235H188ZM220 236H221V235H220ZM230 236H231V235H230ZM230 236H227V237L229 238ZM233 236H236V235H233ZM247 236H248V234H247ZM259 236H260V235H259ZM26 237H27V236H26ZM31 237H33V236H31ZM39 237H40V236H39ZM63 237H64V236H63ZM93 237H94V236H93ZM103 237H104V236H103ZM117 237H118V236H117ZM186 237H187V236H186ZM190 237H191V236H190ZM216 237H217V236H216ZM218 237H219V236H218ZM218 237H217V238H218ZM231 237H232V236H231ZM231 237H230V239H231ZM236 237L238 238L239 236L237 235ZM241 237H242V236H241ZM260 237H261V236H260ZM3 238H4V237H3ZM8 238H9V237H8ZM42 238H43V237H42ZM87 238H88V237H87ZM127 238H128V237H127ZM137 238H138V237H137ZM137 238H136V239H137ZM156 238H157V237H156ZM160 238H162V237L160 236ZM160 238H159V239H160ZM171 238H172V236H171ZM237 238H235L234 240H236ZM9 239H10V238H9ZM37 239H38V237H37ZM90 239H92V238H90ZM96 239H97V238H96ZM103 239H104V238H103ZM108 239H110V238H108ZM111 239H112V237H111ZM117 239H118V238H117ZM154 239H155V238H154ZM164 239H165V238H164ZM178 239H179V238H178ZM182 239H183V238H181V240H182ZM189 239L191 240L192 238H188V240H189ZM193 239H195V238L193 237ZM193 239H192V240H193ZM213 239H214V238H213ZM215 239H216V238H215ZM232 239H233V237H232ZM239 239H240V238H239ZM259 239H260V238H259ZM0 240H1V239H0ZM11 240H12V239H11ZM14 240H15V239H14ZM26 240H27V238H26ZM39 240H40V238H39ZM39 240H37V241L39 242ZM71 240H72V238H71ZM84 240H85V239H84ZM84 240H83V241H84ZM88 240H89V238H88ZM92 240H93V239H92ZM104 240H105V239H104ZM118 240H120V239H118ZM156 240H157V239H156ZM156 240H154V241L156 242ZM174 240H175V239H174ZM190 240H189V243H190ZM219 240L221 241L222 239H219ZM228 240H229V239H228ZM249 240H250V239H249ZM76 241H77V240H76ZM80 241H81V240H80ZM85 241H87V239H86ZM97 241H98V240H97ZM115 241H117V240H115ZM121 241H122V240H121ZM133 241H134V240H133ZM139 241H140V240H139ZM139 241H138V242H139ZM147 241H148V238H147ZM147 241L145 242V244H146V243H149V241H148V242H147ZM157 241H158V240H157ZM175 241H176V240H175ZM178 241H180V240H178ZM208 241H210V240H208ZM217 241H218V240H217ZM217 241H215V242H217ZM238 241H239V240H238ZM246 241H247V240H246ZM251 241H252V240H251ZM2 242H3V241H2ZM15 242H17V241H15ZM26 242H27V241H26ZM31 242H32V241H31ZM58 242H59V241H58ZM66 242H67V240H66ZM87 242H89V241H87ZM87 242H86V243H87ZM92 242H93V241H92ZM102 242H103V241H102ZM102 242H101V243H102ZM118 242H119V241H118ZM136 242H137V241H135V243H136ZM138 242H137V243H138ZM151 242H153V241H151ZM211 242H213V241H211ZM259 242L262 243L261 241H259ZM28 243H29V242H28ZM64 243H65V242H64ZM68 243H69V242H68ZM70 243H71V242H70ZM70 243H69V244H70ZM75 243H76V242H75ZM83 243H84V242H83ZM86 243H85V244H86ZM127 243H128V242H126V244H127ZM132 243H133V242H132ZM132 243H130V244H132ZM140 243H141V242H140ZM140 243H139V244H140ZM143 243H144V242H143ZM164 243H165V241H164ZM167 243H168V242H167ZM167 243H166V244H167ZM170 243H171V242H170ZM181 243H182V241H181ZM181 243H180V245L184 244L185 241H184V243H182V244H181ZM187 243H188V242H187ZM223 243H224V240H223V242H221L220 244H223ZM241 243H242V242H241ZM247 243H248V242H247ZM254 243H255V242H254ZM1 244H2V243H0V245H1ZM4 244H5V243H4ZM29 244H30V243H29ZM54 244H55V242H54ZM61 244H62V243H61ZM61 244H60V245H61ZM80 244H81V242H80ZM97 244H98V243H97ZM139 244H138V245H139ZM149 244H150V243H149ZM160 244H161V243H160ZM162 244H163V243H162ZM176 244H178V243H176ZM193 244H194V243H193ZM212 244H214V243H212ZM212 244H209V245L211 246ZM215 244H216V243H215ZM217 244H218V243H217ZM220 244H218V246H220ZM242 244H244V243H242ZM242 244H241L240 246H242ZM20 245H21V246H20ZM31 245H32V244H31ZM33 245H34V244H33ZM33 245H32L31 247L27 248V249H28V250H29L30 248L33 249ZM36 245H37V244H36ZM56 245H59V244H56ZM63 245H64V244H63ZM63 245H62V246H63ZM74 245H75V247H76V244H74ZM74 245H73V246H74ZM88 245H89V244H88ZM95 245H96V244H95ZM124 245H125V244H124ZM135 245L137 246V244H135ZM140 245H141V244H140ZM140 245H139V246H140ZM158 245H159V244H158ZM158 245H157V247L160 248V245H159V246H158ZM164 245H165V244H164ZM164 245H163V247H164ZM167 245H168V244H167ZM172 245H174L173 242H172ZM187 245H189V244H187ZM225 245H226V244H224V246H225ZM227 245H228V244H227ZM247 245H249V244H247ZM253 245H254V244H253ZM6 246H7V245H6ZM6 246H4V248H5ZM19 246H20V247H19ZM19 246H18V247L21 249V247H23V244H19ZM50 246H51V245H50ZM62 246H60V247H62ZM65 246H66V245H64L63 248H65ZM67 246H68V244H67ZM67 246H66V248H67ZM83 246H85V245H83ZM96 246H97V245H96ZM96 246H94V247H96ZM111 246H112V245H111ZM136 246H135V247H136ZM139 246L136 247L137 250H138V247H139ZM148 246H151V245H148ZM148 246H147V247H148ZM153 246H154V245H153ZM176 246H177V245H176ZM185 246H186V245H185ZM190 246H191V245H190ZM201 246H202V245H201ZM201 246H199V247H201ZM222 246H223V245H222ZM238 246H239V245H238ZM238 246H237V247H238ZM250 246H252V245H250ZM26 247H27V246L25 245V248H26ZM34 247H35V245H34ZM38 247H39V246H38ZM85 247H86V246H85ZM100 247H101V245H100ZM127 247H128V246H126V249H127ZM132 247H134V246L132 245ZM163 247H162V248H163ZM169 247H171V246L169 245ZM172 247H173V246H172ZM172 247H171V249L174 251V248H172ZM174 247H175V245H174ZM178 247H179V245H178ZM188 247H189V246H188ZM204 247H205V246H204ZM206 247H207V246H206ZM208 247H209V246H208ZM244 247H245V246H244ZM51 248L53 249V251H55V249H54L53 247H51ZM70 248H71V247H70ZM79 248H80V247H79ZM121 248H123V247H121ZM129 248H131V247L129 246ZM129 248H128V249H129ZM150 248H151V247H150ZM164 248H165V247H164ZM164 248H163V251L166 250V253H167V249H164ZM167 248H168V247H167ZM182 248H183V246H182ZM190 248H191V247H190ZM192 248H193V247H192ZM209 248H210V247H209ZM220 248H221V247H220ZM233 248H234V245H233ZM245 248H246V247H245ZM2 249H3V248H2ZM36 249H38V248L36 247ZM42 249H43V248H42ZM44 249H46V248H44ZM71 249H73V248H71ZM77 249H78V248H77ZM98 249H99V248H98ZM136 249H135V248L133 249V250H135L134 252H137ZM175 249H176V247H175ZM237 249H238V248H237ZM237 249H236V250H237ZM38 250H39V249H38ZM49 250H51V249H49ZM66 250H67V249H65V251H66ZM82 250H83V249H82ZM115 250H116V249H115ZM122 250H123V249H122ZM130 250H131V249H130ZM155 250H156V253H157V249H156V248H155ZM183 250H184V249H183ZM228 250H229V249H228ZM230 250H231V249H230ZM230 250H229V251H230ZM236 250H235V251H236ZM241 250H242V249H241ZM17 251H18V249H17ZM22 251L24 252L23 249L20 250L21 253H22ZM29 251H30V250H29ZM44 251H46L47 256H49V254H48L49 251H48V252H47V250H44ZM53 251H52V253H53ZM84 251H85V250H84ZM86 251H87V249H86ZM94 251H95V249H94ZM113 251H114V249H113ZM116 251H117V250H116ZM116 251H115V252H116ZM125 251H126V250H125ZM125 251H124L123 253H125ZM140 251H141V250H140ZM159 251H160V249H159ZM159 251H158V252H159ZM169 251H171V250H169ZM177 251H178V250H177ZM233 251H234V250H233ZM235 251H234V252H235ZM239 251H240V249H239ZM239 251H238V252H239ZM0 252L2 253L3 250L0 251ZM6 252H8V250H6ZM20 252H17V253L20 254ZM56 252H57V251H56ZM92 252H93V251H92ZM95 252H96V251H95ZM102 252H103V251H102ZM109 252L111 253L112 251H109ZM109 252H107V253H109ZM129 252H132V250L129 251ZM148 252H149V251H148ZM151 252H152V251H151ZM203 252H205V251H203ZM221 252H222V251H221ZM3 253H5V252H3ZM3 253H2V254H3ZM9 253H10V252H8V255H9ZM25 253H26V251L24 252V255H25ZM27 253H28V252H27ZM31 253H32V252H31ZM52 253H51V254H52ZM57 253H58V252H57ZM66 253H67V252H66ZM93 253H94V252H93ZM127 253H128V252H127ZM127 253H125V254L127 255ZM153 253H154V252H153ZM162 253H163V252H162ZM164 253H165V252H164ZM177 253H178V252H177ZM179 253H180V252H179ZM179 253H178V254H179ZM181 253H182V252H181ZM205 253H206V252H205ZM232 253H233V252H232ZM13 254H14V253H12V255H13ZM22 254H23V253H22ZM38 254H39V253H38ZM60 254H61V253H60ZM86 254H89V253H86ZM121 254H122V253H121ZM121 254H119V255L122 256ZM131 254H132V255H130V254L128 253V255H130V256L132 257V256H133V252H132ZM142 254H143V253H142ZM148 254H150V253H148ZM157 254H158V253H157ZM159 254H160V253H159ZM174 254H175V252H174ZM219 254H221V253H219ZM230 254H231V252H230ZM233 254H234V253H233ZM237 254H238V253H237ZM237 254H236V255H237ZM12 255H11V253H10V256H12ZM17 255H18V254H17ZM32 255H34V254H32ZM32 255H31V256H32ZM39 255H40V254H39ZM39 255H38V256H39ZM43 255H44V254L42 253V255H40V256H43ZM52 255H53V254H52ZM52 255H51V256H52ZM61 255H62V254H61ZM66 255H69V256H70V255H71V252H70L69 254H66ZM66 255H65V257H66ZM89 255H90V254H89ZM91 255H93V254H91ZM100 255H102V253H101ZM107 255H108V254H107ZM109 255H110V254H109ZM119 255H118V256H119ZM126 255H125V256H126ZM128 255H127V256H128ZM136 255H138V253H137ZM139 255H141V254L139 253ZM143 255H144V254H143ZM154 255H156V254H154ZM160 255H161V254H160ZM166 255H167L168 258H169L170 255H168V253H167ZM176 255H177V254H176ZM184 255H185V254H184ZM0 256H1V255H0ZM14 256H15V255H14ZM14 256H12V257H14ZM44 256H45V255H44ZM44 256H43V257H44ZM53 256H54V255H53ZM69 256H68V257H69ZM95 256H96V255H95ZM152 256H153V255H152ZM163 256H164V254H163ZM163 256H162V257H163ZM167 256H164V257L167 258ZM172 256H173V254H172L171 257H170L171 259H172ZM174 256H175V255H174ZM180 256H181V255H180ZM188 256H189V255H188ZM196 256H197V255H196ZM226 256H228V255H226ZM2 257H4V255H3ZM5 257H6V254H5ZM22 257H23V256H22ZM25 257H26V256H25ZM35 257L37 258V256H35ZM45 257H46V256H45ZM63 257H64V255H63ZM90 257H91V256H90ZM98 257H99V256H98ZM105 257H106V256H105ZM105 257H104V258H105ZM116 257H117V256H116ZM116 257H115V258H116ZM131 257H130V258H131ZM143 257H144V256H143ZM156 257H157V256H155V258H156ZM158 257H159V256H158ZM158 257H157V258H158ZM175 257H177V256H175ZM199 257H200V255H199ZM205 257H206V256H205ZM220 257H224V256H220ZM8 258H9V256H8ZM26 258H27V257H26ZM30 258H31V257H30ZM33 258H34V256H33ZM41 258H42V257H41ZM52 258H53V257H52ZM93 258H95V257H93ZM111 258H114V256L111 257ZM111 258H109V259H111ZM115 258H114V259H115ZM124 258H125V257H124ZM135 258L137 259L136 256H135ZM138 258H139V257H138ZM145 258H146V256H145ZM170 258H169V259H170ZM173 258H174V257H173ZM178 258H179V257H178ZM194 258H195V257H194ZM210 258H211V256H210ZM214 258H216V256H215ZM214 258H213V259H214ZM218 258H219V257H218ZM231 258H232V257H231ZM233 258H235V256H234ZM11 259H13V258H10L9 260H11ZM31 259H32V258H31ZM45 259H49V258H45ZM60 259H63V258L60 257ZM67 259H68V258H67ZM102 259H103V258H102ZM119 259H120V257H119ZM131 259H134V258H131ZM146 259H149V257L146 258ZM171 259H170V260H171ZM195 259H196V258H195ZM221 259H222V258H221ZM23 260H24V259H23ZM23 260H22V261H23ZM29 260H30V259H29ZM43 260H44V259H43ZM50 260H52L51 257H50ZM56 260H59V259L56 258ZM96 260H99V259H96ZM106 260H107V258H106ZM120 260H121V259H120ZM127 260H128V259H127ZM143 260H145V259H143ZM149 260H150V259H149ZM152 260H153V258H152ZM152 260H150V262H151ZM154 260H155V259H154ZM160 260H161V259H160ZM172 260H173V259H172ZM176 260H177V259H175V261H176ZM181 260H182V259H181ZM185 260H186V259H185ZM211 260H212V258L210 259L209 262H211ZM215 260H218L217 262H219V259H214V261H215ZM222 260H223V259H222ZM0 261H2V259H0ZM11 261H12V260H11ZM22 261H21V262H22ZM27 261H28V259H27ZM27 261H26V262H27ZM53 261H54V260H53ZM66 261H68V260H66ZM93 261H94V260H93ZM93 261H92V262H93ZM146 261H147V260H146ZM155 261H156V260H155ZM165 261H166V260H165ZM167 261H168V260H167ZM167 261H166V262H167ZM179 261H180V260L178 259L177 262H179ZM187 261H189V259H187ZM192 261H193V260H192ZM224 261H225V260H224ZM234 261H235V260H234ZM7 262H8V261H7ZM9 262H10V261H9ZM12 262H13V261H12ZM51 262H52V261H51ZM58 262H59V261H58ZM58 262H57V263L55 262V263L58 264ZM68 262H69V261H68ZM68 262H67V264H68ZM108 262L110 263V261H108ZM114 262H115V260H114ZM136 262H138V264H139V261H138V260H137ZM156 262H157V261H156ZM173 262H174V261H173ZM190 262H191V259H190ZM190 262H189V263H190ZM10 263H11V262H10ZM10 263H8V264H10ZM32 263H33V262H32ZM37 263H38V262H37ZM44 263H45V261H44ZM52 263H53V262H52ZM52 263H51V264H52ZM69 263H70V262H69ZM94 263H95V262H94ZM94 263H93V264H94ZM142 263H143V262H142ZM163 263H164V262H163ZM163 263H162V264H163ZM179 263H180V262H179ZM199 263H200V259H199ZM199 263H198V264H199ZM235 263H236V261H235ZM235 263H234V264H235ZM39 264H41V263L39 262ZM46 264H47V263H46ZM48 264H50V263H48ZM53 264H54V263H53ZM96 264H97V263H96ZM100 264H101V263H100ZM110 264H111V263H110ZM114 264H115V263H114ZM140 264H141V263H140ZM143 264H144V263H143ZM157 264H158V263H157ZM181 264H183V263H181ZM187 264H188V263H187ZM194 264H197V262L194 263ZM212 264H213V263H212ZM223 264H224V263H223ZM236 264H237V263H236Z\"/></svg>",
    "mask_w": 264,
    "mask_h": 264
}]
</instances>
